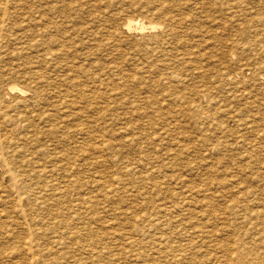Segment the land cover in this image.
<instances>
[{"label":"rangeland","instance_id":"obj_1","mask_svg":"<svg viewBox=\"0 0 264 264\" xmlns=\"http://www.w3.org/2000/svg\"><path fill=\"white\" fill-rule=\"evenodd\" d=\"M22 1H24V2H22ZM28 1H29V3H28ZM31 1H32V3H31ZM53 1L54 0H8L7 1L8 4H6L5 0H0V8L2 7L0 9V15H1V17H0V57H1L0 58V74L2 75V78H0V84L2 83V81L5 83L4 85H2L3 83L0 85V91H1V93H0L1 94L0 95V102H1L0 103L1 104L0 122L2 120V122L0 124V129H1L0 131H2V135L0 134L1 135L0 146L3 148V150H2L0 147V157L2 154L6 157V160L8 161L7 164L8 163L10 164V165L8 164V166H10V168L12 167L13 169H15L17 167L16 168L17 171L15 169V170H13V172L15 175H18V173H19V177L17 176V178L19 179V182H20L19 186L20 187H22L25 183L28 184V182L30 184L29 185L30 187H32V185H33L32 188H34L35 185H37V184H42L43 182H44L43 183L44 185L47 184V185H45L46 187L42 186L44 189H40L38 186H36V188H38V189H36V188L34 189V190H36L35 193H27V194L24 193V198H23V193H19V194L13 193V190H12L11 185H10V183H11L10 177H9V175H7L8 173L5 171L6 168L4 169V167H6V165H4V163L0 160L1 161L0 165H2V166H0V173H2L0 175L1 176L0 177V181H1L0 182V209H1L0 210V216H2V217H0V225H1L0 226V234L2 235L5 233L4 236L6 235L5 237H3V235L2 236L0 235V239H2V237H3V239L1 240L2 242L0 241V256L2 255L4 257L3 259H2V257H0V264H15V263L19 264V261H20V264L21 263L22 264H30L28 259H24V258H27V257L30 258L29 256L31 255V252L29 250H27L26 247L24 246V244L21 242L22 239H25L28 237V234H30V236H32V237L34 236V238L35 237L37 238V236H38L37 239L39 241H40V239H41V241H42V239L44 241H48L50 239L52 240L53 238H57V237L59 239H63V237H64L63 240L65 241V237L68 235L66 237V240L68 239V241H66V244L68 246L63 245V248L66 249L65 251L69 255H66V252L60 253V251L56 253L53 248L43 249V247H41V248L38 247V248H35L33 250V252H35L39 255V256H37L38 260L37 259L35 260V264H44L45 263L44 261H46V260L48 262H50V263H48L46 261V263H48V264H52V263L53 264H67V262H68V264H75V263L76 264L77 263L78 264H82V263L87 264L85 262H89L88 264H93V263H95V264H130L131 262H132V264H134V262H135V264H139V263L140 264H154V262L156 260L152 261L153 263H150V261H148V260L143 261V260H140L141 258L137 259L138 257H137V254L134 253V251H135L134 247H128L127 248L125 246V248H124L123 243L126 242V244H127V240L125 241V239H123V238H125V232L127 230H131V228H129V227H131V222H129V217H134L133 214H135L136 212L139 214L142 211H143L142 213H144V212H151V211L153 212V211L158 210V209L163 210L164 207L166 208V206H167L166 209H169V208L170 209L175 208L177 210L179 208L180 209L183 208V210L185 209L186 211L184 210L185 211L184 215L187 216V218H189L187 220L186 224L188 223L187 225L190 224V226H191V224L192 225L193 224L198 225L200 218H201V220L204 221L206 219V217L210 218V219H215V220H217V219L219 220V217H223V218H221L222 219L221 221L219 220V222L221 224L219 226H221V228H222L219 231L222 233L219 232V235H217L216 238H218L221 241V243H227V238H230V239L234 238L233 243L236 245V247H235L236 252L239 253L240 255L245 256L246 259H248V260L251 259V257L257 251L256 249H259L257 252L264 251V243H263L264 242V233H263L264 232V227H263L264 226V219H262L263 218L262 216H264V206H261V205H264V200H263L264 199V195H263L264 194V67H263L264 66V32H263L264 31V0H262V1L261 0H79L80 4H79L78 0H77L78 2L76 0H74V1L73 0H70V1L69 0H65V1L62 0V2L59 0H55V2H53ZM58 1L60 2L61 5L59 4ZM23 3H25V4H23ZM48 3H50V4H48ZM2 4H4V5H2ZM17 4H19V5H17ZM20 4H22V5H20ZM27 4H29L30 6L28 5L29 6L28 7ZM41 4H44L45 6H42ZM66 4H68V6ZM69 4L70 5L72 4V5L70 6ZM79 5L81 7H78ZM82 5H83V7H82ZM22 6L24 7V9ZM36 6H37L38 10L34 11L35 10L34 8H36ZM75 6H76V8H75ZM9 7L11 10H9ZM20 7L23 9V10L21 9L22 11L21 10L19 11ZM30 7L33 8V10H30L32 12L29 11ZM64 7H66V9L68 8L67 10H69L70 12L67 11ZM62 8H63V10H62ZM78 8H82V9L80 10ZM43 9L46 10L47 12L44 11ZM12 10H14V11H12ZM41 11L43 12L42 15H41ZM51 11L53 12V14H51L52 13ZM56 11H58L57 15H56ZM60 11L62 12V14ZM63 11L65 12V14L68 13V14H66L68 19L66 18V15L64 16ZM75 11L77 13H75ZM45 12H46V14H45ZM58 14H61V16ZM39 15H40V17H39ZM53 15H54V17H53ZM70 15L71 16L73 15V16L71 17ZM137 15H139V16H137ZM28 16H29V18H28ZM30 16H31V19H30ZM42 16H44V17H42ZM56 16H57L56 19H58V21L55 19ZM6 17H8L7 20H5ZM62 17H65V18L62 19ZM78 18H79L80 22H79ZM131 18L132 19H136V18L139 19L140 18L144 23H146L145 25L147 26V28H145L142 32L136 31L134 29H132V30L125 29L124 24L127 22V20H129ZM251 18H252V20L256 26L252 25L254 23L252 22ZM59 19H60V23H59ZM37 20H40V22ZM65 20H66V22H64ZM4 21L6 23H4ZM53 21H55V25H52ZM247 21H249V22H247ZM24 22H28V23L24 24ZM42 22H43V24H42ZM70 22L73 24L72 25L69 24ZM251 22H252V24H251ZM64 23H66V24H64ZM29 24L31 26H29ZM56 24L57 25L60 24V26L58 25V27H57ZM249 24H251L252 26ZM42 25H44V27L45 26L46 27L43 29ZM47 25H49V26H47ZM151 25H155V26L153 28H149V26H151ZM27 26H29V27H27ZM54 26H56V27L54 28ZM61 26H63L62 30H61ZM70 27L71 28L73 27V28L71 29ZM76 27L78 28L77 31H76V29H77ZM35 28L37 31L35 30ZM56 28H58V29H56ZM67 29L69 30V32ZM81 29L83 31L85 30V32L81 31ZM86 29H88V30H86ZM91 29L94 31H91ZM260 29H262V30H260ZM34 30H35V32H33ZM45 31L50 34V37H48L49 34H47V33H46L47 35L45 34ZM78 31H81L82 34H81V32H78ZM121 31L123 32V34ZM59 32H61V33H59ZM66 32H68V33H66ZM76 32L78 34H76ZM87 32L88 33L90 32V34H88ZM84 33H85L86 37H85ZM158 33H159L158 37L161 36L159 40L155 39L156 37H153L155 35H158ZM62 34L64 35V37L61 38L60 35H62ZM75 34H76V36H75ZM161 34H163V35H161ZM79 35H80V37L78 38ZM87 36H89V37H87ZM91 36L93 37V39ZM162 36H164V37H162ZM83 37H85V38H83ZM33 38L34 39L37 38V39L34 41ZM94 38H95V40H94ZM40 39H41V41H40ZM62 39H64L63 45H61V42H63ZM68 39H71V40H68ZM42 40H43V42H42ZM90 40H92V41H90ZM98 40H99V42H98ZM36 41H38L39 43ZM46 41H48V42H46ZM100 41H102V42H100ZM80 42H82L83 44H81ZM91 42H92V44H91ZM84 43L85 44L87 43V45H85ZM104 43L106 44V46L102 47V46H104ZM44 45H46V46H44ZM111 45H113V47ZM114 45H115V48H114ZM42 46H44V47H42ZM60 46H63V48ZM91 46L93 48H95L97 46L95 48L96 51H94L95 49L89 50V48H92ZM20 47L23 49H21ZM36 47H37V49H36ZM58 47H60V49ZM74 47H75V49H74ZM85 47H87L89 52L93 50V53H95V55L97 54V56H94V54L92 52H91V54H93V55H91L89 52H85L86 51ZM45 48L47 49L46 52H44L45 50H43ZM56 48H58V49H56ZM79 48H80V50H79ZM106 48L107 49L109 48V49L107 50ZM49 49H52V50L49 52ZM53 49L56 50L55 54H53L54 53ZM72 49H74V51ZM75 50L77 52L79 51L81 54L79 52L77 53ZM58 51H60L61 53ZM66 52H67V56H64V55H66ZM39 53H42V55L44 54V56L46 58L44 56L40 55ZM47 53L50 54V56L47 55ZM82 54H83V56H81ZM61 55H62V57H61ZM85 55L87 58L85 57ZM41 56L44 57L43 59L45 61L42 60ZM71 56L72 57L75 56L77 59L76 58L74 59ZM51 57H53V59H51ZM58 57H59V59H58ZM66 57H68V58H66ZM35 59H36V61H35ZM65 59H67V60H65ZM81 60H82V62L83 61L84 62L82 63ZM62 61L64 62V64L62 63ZM65 61H66V63H65ZM69 61H71V62H69ZM72 61L75 63H73ZM101 61H102V63H101ZM38 62H39V64L37 65ZM40 62H43V63L41 64ZM95 62H96V64H95ZM57 63H59L60 65ZM78 63H80V64L78 65ZM133 63H135V64L133 65ZM81 64H82V67H81ZM40 65H41V67H39ZM52 65H54V66H52ZM75 65H78L77 66L78 68ZM105 66H107V67H105ZM51 67H52V69H51ZM61 67L64 69H62ZM74 67H75V70H74ZM86 67H88L89 69H87ZM98 67L102 68V70L99 69ZM131 67H133V68H131ZM39 68H41L40 70L42 71V74H41V71L39 73ZM58 68L61 69L62 71L58 70ZM109 68H111L112 70L111 69L109 70ZM34 69H38V70L35 71ZM66 70H67V72H66ZM82 70H85V71L83 72ZM91 70H93V71H91ZM100 70L103 72H101ZM105 70H107V72ZM5 71L9 72V73H6ZM46 71H48V72H46ZM69 71H70V73H69ZM87 71L89 73H87ZM96 71H98L97 75H94L95 77L92 76L93 73ZM20 72H22V73H20ZM23 72H24V74H23ZM26 72L30 73L29 74L30 76L28 74L26 75ZM31 72L32 73L34 72V74L37 77L34 74H32ZM54 72H56L57 74L55 75ZM64 72H65V74H64ZM108 72H109V74H108ZM13 73L15 74V76H12ZM43 73H44V75H43ZM59 73H63V74H59ZM119 73H120V75H119ZM20 74H21V77H20ZM76 74H77V76H78V74H80V75L77 77ZM114 74L116 76H114ZM123 74H125V75L123 76ZM8 75H10L9 77H11V76L12 77L7 78L6 76H8ZM22 75H25V76H22ZM62 75H64L65 77H63ZM111 75H113L112 78H111ZM117 75H119L120 77ZM127 75H128V77H127ZM32 76L35 78H32ZM57 76L58 77L62 76V77L58 78ZM87 76L88 77L92 76V78H88ZM30 77L32 78L31 81L29 80V79H31ZM55 77H57V78H55ZM37 78H38V80H37ZM40 78H41V80H40ZM42 78L44 80H42ZM70 78L71 79L73 78L74 81L71 80ZM98 78H101V80ZM108 78H110V79H108ZM88 79H90V80H88ZM58 80H59V83H58ZM106 80H107V82H106ZM35 81H36V83H35ZM39 81H41V82H39ZM61 81H62V83H61ZM84 81H86V82H84ZM10 82L12 84H10ZM45 82H47V83H45ZM69 82H71V83L69 84ZM41 83H43V85ZM8 84H10V85H17L18 84L21 88H23V86L24 87L28 86V87H26L25 89L23 88L25 90L23 93H18L16 91H14V92L9 93L10 95L7 96V94L5 93V90L3 91V89H7L10 86ZM44 84H46V85H44ZM82 84H84V87ZM105 85L106 86L108 85V88ZM63 86H65V87H63ZM39 87H41V88L39 89ZM75 87H78V88L75 89ZM65 88H69L70 90L67 89L68 90V92H67V90ZM37 89L39 90V92ZM50 90H52V92ZM100 90H101V93H99ZM108 90H109V92H108ZM31 91H33V92H31ZM48 91H50V92H48ZM63 91H64V95L62 94ZM70 91H71V93H70ZM72 91H74V93ZM94 91H96V92L93 95ZM34 92L36 93V95L34 94ZM58 93H61L62 95L59 94L60 95L59 96V95H57ZM76 93H80V94H76ZM81 93H83V94H81ZM91 93H92V95H91ZM18 94L21 96V98ZM97 94H98V96H97ZM104 94L106 96H104ZM2 95H3V99H1ZM31 95H33V96H31ZM77 95L79 97L81 95L82 96L79 99H77L78 98ZM87 95H88V97H86ZM14 96H15V98H14ZM63 96L65 98H62ZM71 96H73V97H71ZM75 96H77V97H75ZM16 97H18V98H16ZM44 97H45V99H44ZM70 97L73 100H71ZM91 97H92V99H91ZM97 97H98V99H96ZM122 97H123V100H122ZM25 98H28L30 100L33 99V100L30 101V100L25 99ZM34 98H35V100H34ZM53 98H55V99H53ZM112 98L113 99L115 98L114 100L116 102ZM117 98L121 103L122 102L124 103L123 104L124 106L122 108H120V107L115 108L113 106V105L118 106L117 103H120L117 100ZM20 99H22V100H20ZM69 99H70V101H69ZM105 99H106V103L104 101ZM17 100L21 101V102H18ZM45 100H48L50 103L48 101L45 102ZM59 100H61V101H59ZM97 100H99L100 102H98ZM10 101H12V102H10ZM27 101H28V103H27ZM29 101H30V103H29ZM36 101H38V104ZM68 101L70 104L68 103ZM3 102H5V103H3ZM41 102H43V103H41ZM65 102H67V103H65ZM88 102L90 105L88 104ZM8 103H10V104H8ZM47 103H49V104H47ZM57 103H59V104H57ZM76 103H78L79 105H83L84 107L79 106ZM85 103H87L88 105H86ZM91 103H93V104H91ZM6 104H8V105H6ZM54 104H56V105H54ZM66 104L68 106H70L69 107L70 109L66 106ZM75 104H76V106H74ZM95 104H97V105L99 104V105L97 107H94ZM105 104H107V105H105ZM2 105H4V106H2ZM28 105H30V106H28ZM45 105L47 108L45 107ZM100 105H102V106H100ZM130 105H132V106H130ZM8 106H9L10 110L9 109L5 110V108H8ZM41 106L44 108H42ZM55 106H59V107H56V109H54L53 107H55ZM133 106L134 107L136 106V108L134 109ZM85 107H87L88 109L87 108L85 109ZM111 107L113 110L111 109ZM130 107H133V111H132V108H130ZM28 108H32V109L30 110ZM45 108H46V110H45ZM65 108H67V109L65 110ZM103 108H104V110H103ZM108 108H110V109L108 110ZM17 109L19 111H15ZM42 109H44V110H42ZM58 109L60 110V112L62 109H64V110H62L63 114H61L58 111ZM74 109L75 110L81 109V111L79 113H77V111L75 112ZM197 109H199V110H197ZM29 110L31 113H29ZM95 110H97L98 112ZM114 110H116V111H114ZM32 111H35L34 112L35 114ZM51 111L55 112V114L52 113ZM106 111H108L107 114H106ZM111 111H113V112H111ZM3 112H5V113L2 114ZM22 112H24V113L22 114ZM37 112H38V114H37V116H35ZM43 112H45V113H43ZM95 112H97L98 115ZM102 112H103V115H102ZM6 113L8 114V116ZM9 113L11 114V117H10ZM18 113H20V117H19ZM40 113H41V116H40ZM76 113H77V115H75ZM86 113L88 114V116L86 115ZM99 113H100V115H99ZM25 114L28 118L25 116ZM30 114H31V116H30ZM51 114H52V116H51ZM57 114L61 115L60 119H59V116ZM90 114L92 115V117H90L91 116ZM113 114H115L116 117ZM12 115H14V116H12ZM54 115H55V117L58 116V118L57 117L52 118V117H54ZM64 115L69 116V117H67L68 119L66 117H64ZM2 116H3V118H2ZM15 116H16V118H14ZM24 116H25V118H24ZM107 116H108V118H106ZM47 117H48V119H47ZM86 117H89V119L91 118V120H92L93 126H91L90 130H93V132L92 131L91 132L90 131L89 132H82L80 134L74 133L75 135H72V132L70 130L75 126L74 122H77L78 119L80 120L81 118L86 119ZM93 117H94V121H93ZM8 118H10V119H8ZM29 118H31L30 119L31 121L28 120ZM239 118L241 121L239 120ZM4 119H5V121H4ZM15 119L17 121V124H19V125L16 124ZM55 119L57 120V122ZM109 119L112 123H109L107 126ZM8 120H9V122H8ZM25 120H28L27 121L28 123ZM75 120H77V121H75ZM6 121H7V123H6ZM71 121H73V122H71ZM103 121H105V122H103ZM135 122H136V124H135ZM25 123H27V124H25ZM73 123H74V126H73ZM131 123L133 124L134 127L132 126ZM57 124H60V125L58 126ZM1 125H3V126H1ZM26 125H27V127H26ZM66 125H67V129L70 127L68 130H66V128H64V126H66ZM98 125L101 126L102 128L100 127L101 128L100 129ZM121 125H122V127H119ZM124 125H125V128L123 127ZM34 126H35V128H34ZM47 126H48V128H47ZM30 127H33V128H30ZM96 127H98V128H96ZM6 128L8 130H6ZM105 128H107V129H105ZM130 128H132V129H130ZM34 129H35V131H34ZM96 129L98 132L95 131ZM51 130H53V131H51ZM56 130L58 133L56 132ZM33 131H34V133H33ZM54 131H55V133H52ZM27 132L30 134L29 136H28ZM59 132H60V134H59ZM62 132H64V134ZM94 132H96L97 134ZM10 133H14V134H10ZM20 133H24V134H20ZM91 133H92V135H91ZM106 133L107 134L109 133V134L106 135ZM26 134H27V136H26ZM35 134H36V136H35ZM61 134L67 136V138L65 136H61ZM45 135H46V137H45ZM48 135H49V137H48ZM8 136H10V137H8ZM73 136L76 138H74ZM81 136H83V137H81ZM93 136L96 137L95 138L96 141L93 139L94 138ZM101 136L103 137V139H101L102 138ZM128 136H131V138ZM30 137H33V140H31L32 138H30ZM36 137H37V139H36ZM120 137L121 138L123 137V138L121 139ZM16 138H18V139H16ZM26 138H30V140L26 139ZM79 138H81V139H79ZM98 138H100V139L98 140ZM127 138L133 139L132 140L133 142L130 140H127ZM58 139H59V141H58ZM67 139H68V141H67ZM117 139L118 140L121 139V141H118ZM123 139H125V140H123ZM27 140H29L30 142ZM35 140L36 141L39 140V141L36 143ZM42 140H44V141H42ZM48 140H50L51 142ZM72 140H73V142H72ZM76 140H78L79 142L78 141L76 142ZM82 140L84 141V144H83ZM104 140L110 141V143H111L110 147L103 145V146L97 147L98 149L97 148L95 149L94 145H97V146L101 145V142ZM66 141L68 143H66ZM122 141L125 145L123 143H121ZM137 141H139V142H137ZM32 142H33V144H32ZM47 142H50V143H47ZM61 142L63 144H61ZM91 142H93V143H91ZM99 142H100V144H98ZM3 143H4V145H3ZM5 144L7 146L6 148L4 147ZM18 144H20V145H18ZM115 144L116 145L118 144V145L115 146ZM31 145H33V146H31ZM39 145L41 148L38 147ZM52 145L55 146L52 149L54 150V153H57V154L53 153V150L51 149V147H53ZM64 145H66V147ZM126 145H128V146H126ZM227 145L228 146L232 145L233 148L229 146V149H228ZM23 146L24 147L27 146V147L24 148ZM42 146H44V147H42ZM78 146H80L81 148ZM130 146H131V148H130ZM10 147H11V150H10ZM63 147H65V148H63ZM75 147H76V149H73ZM102 147H103V149H102ZM134 147H135V149H134ZM4 148H5V150H4ZM20 148L22 149V151ZM46 148H47V150H44ZM56 148L60 152L62 150V153L58 152ZM23 149H24V151H23ZM33 149H34V151H33ZM35 149H36V151H35ZM64 149H66V150L68 149L67 152H65L66 150H64ZM96 150H98V151H96ZM48 151H50V153ZM4 152H6V153L4 154ZM76 152H78V153H76ZM104 152H106L105 153L106 157L104 155ZM118 152H119V154H118ZM17 153H18V155H17ZM26 153H28L29 155H26ZM20 154H22L26 157L24 158V156H21ZM34 154H36V155H34ZM45 154H51V155L53 154V155H52V157H51V155H49L48 158H46L47 156ZM60 154L61 155L63 154L62 158H61ZM123 154L124 155L127 154V155H125L124 157L120 156ZM136 154H138V155H136ZM43 155H45V156H43ZM54 155H55V157H54ZM70 155H71V157H70L71 159L73 157L72 160L68 159V157ZM90 156H92V158ZM118 156H119V158H117ZM8 157H10V159ZM14 157H15V159H14ZM97 157H99V158H97ZM120 157H121L122 161L120 160ZM23 158L26 159V161ZM102 158H103V160H102ZM130 158H132V159H130ZM147 158H149V159H147ZM16 159L18 161H16ZM21 159L24 161L22 162ZM36 159H38V160H36ZM19 160L21 162H19ZM62 160H65V161H62ZM84 160H86V161L88 160L90 162L89 163H88V161L84 162ZM117 160H118V163H117ZM123 160H124V162H123ZM145 160H147V161H145ZM36 161H38V162H36ZM40 161H42L43 165L40 163ZM119 161H121L123 163H121ZM25 162L26 163L28 162V163L26 164ZM57 162H58V164H57ZM76 162H78V163L82 162V164L81 163H80L81 165L76 164ZM96 162H99V164L98 163L96 164ZM17 163H18V165H17ZM48 163H49V165H47ZM68 163L71 165H69ZM124 163L126 165H124ZM143 163H144V165H143ZM51 164L55 165L57 167L53 166L52 171H50V169H49L48 171L50 174L47 171V173H44L41 175V174H38L36 172L37 171L36 169H33L34 165H35L34 168H38V167L40 168L41 166H43V167H46L48 169V167L49 168L51 167ZM130 164L132 167L130 166ZM145 164H147V165H145ZM13 165H15V167ZM30 165H31V167H30ZM64 165H67V166H64ZM100 165H102V166H100ZM122 165H124L125 167L129 166L130 168L128 167L126 170V169H124L125 167ZM145 166L147 167V169ZM26 167L27 168L30 167L29 169H31V170L29 171V169H27ZM59 167H60V169H59ZM61 167H62V169H61ZM64 167L65 168L68 167V168L65 169ZM85 167H87L88 169ZM149 167H150V169H149ZM82 168H84L85 170H83ZM91 168H93V169H91ZM118 168L119 169L123 168V169L121 171L119 170V173H118V172H116L118 170ZM131 168L134 170H131ZM32 169L34 171H32ZM2 170L7 174L3 173ZM94 170L97 173L96 172L93 173ZM98 170H100V172ZM109 170H112V171H109ZM54 171L57 173H55ZM75 171H77V172L75 173ZM127 171L129 173H126ZM131 171H133V173ZM58 172H59V174H58ZM77 173H79V175ZM143 173H144V175H143ZM260 173H262L263 175H261ZM27 174H28V176H27ZM73 174H75L76 176ZM97 174H99V176ZM111 174L113 175L114 178L111 177L112 176ZM145 174H147V175L145 176ZM148 174H149V176H148ZM21 175L24 176V181H25L26 177L30 176V180H32L33 182L35 181V182L34 183L32 181L30 182L29 178H26L27 182L26 181L24 182L23 178H22L23 176H21ZM60 175L63 176L64 178L60 177ZM83 175H84V177H83ZM88 175L89 176L92 175V176L89 177ZM107 175H108V177H107ZM38 176L40 179L37 178ZM123 176H125L126 179H125V177L123 179L122 178ZM46 177H48V178H46ZM94 177L100 183L98 181H96V183H94L96 180ZM131 177H133V179ZM55 178L58 180V183H57V180ZM93 178H94V180H93ZM138 178H140V179L138 180ZM142 178L144 180H146V181H144L145 184L140 181V180L143 181ZM43 179L44 180L46 179V180L44 181ZM49 179L53 180V181H51L52 185L50 184ZM100 179H101V181H100ZM127 179L130 180V182H128ZM164 179H165V181H164ZM54 180H55V182H54ZM80 180H81V182H80ZM150 180H152V182ZM6 181H9V183H7ZM78 181H79V183H78ZM153 181H155V182H153ZM157 181H158V183L160 182L159 185H158ZM37 182H39V183H37ZM70 182H71V184H69ZM76 182H77V184H76ZM88 182H90V183H88ZM101 182H103V183H101ZM140 182L144 185L142 186V184H139ZM107 183H108V185H107ZM149 183H152V184H149ZM3 184L5 186H3ZM26 184L24 185L25 187H27ZM82 184H84V185H82ZM129 184L131 185L129 187H131L132 189L129 187H124V185L128 186ZM160 184L164 188L162 186H160ZM81 185H82V187H84L83 188L84 191H82L83 189H81L82 188ZM97 185H98V187H97ZM111 185L113 186L112 188L110 187ZM90 186L92 187V189ZM141 186H142V188H141ZM30 187H28L29 190L32 189ZM47 187H50L51 189L47 188ZM55 187H57V189ZM77 187H78V189H77ZM106 187H107V189H106ZM120 187H121V189H120ZM133 187H134V189H133ZM150 187H152V188L150 189ZM3 188L5 190L8 188L7 189L8 191L10 189V191H9L10 195H9L7 190H6V192H5V190L2 191ZM95 188H97L98 190ZM99 188H101V190H100L101 193L99 192ZM113 188H114V191L115 190H117V191L113 192ZM140 188H141V190H140ZM145 188H146V190H145ZM49 189L51 191H54L55 189L57 190V191L55 190L53 192L54 196L50 195L51 191ZM108 189H109V191H108ZM118 189L120 191H118ZM148 189H150V191ZM194 189H196V190H194ZM62 190H64V192ZM66 190H68V191H66ZM91 190H92V193L94 192L95 194L90 193ZM132 190H135V191H132ZM164 190H165V192H164ZM47 191H49V192H47ZM80 191H82V192H80ZM104 191L107 193V195ZM196 191H198V192H196ZM1 192H3V193H1ZM89 193H90V195H89ZM110 193H112V194H110ZM127 193H128V195H127ZM161 193H163L164 195ZM168 193H170V194H168ZM199 193L200 194L202 193L201 196ZM245 193H247V194H245ZM250 193H254V194L253 195L251 194V196H250ZM15 194H17V195H15ZM20 194H22V195H20ZM46 194H49V195L46 196ZM99 194H101V195H99ZM133 194L135 195V197H137V195H138L137 199L134 197ZM260 194H261V196H260ZM26 195H28L29 197H32V198H28V196L25 197ZM33 195H34V197H33ZM57 195H58V197H57ZM63 195H64V197H63ZM79 195L80 196L83 195V199ZM93 195H95V196H93ZM151 195L152 196L155 195V197L151 198ZM168 195H169V197H168ZM254 195H256V196H254ZM17 196H18V198H17ZM50 196L54 197V198L52 197V201H51ZM148 196H149V198H148ZM179 196H180V198H178ZM259 196H260V198H259ZM40 197L42 199H44V201L41 200ZM44 197L46 198V201H45ZM188 197H190V199ZM242 197H244V198H242ZM4 198H5V200H4ZM9 198H10V200H9ZM36 198H37L38 202L36 201L34 203L33 201H35ZM38 198H40V199H38ZM61 198H63V199H61ZM76 198H78L79 200ZM84 198L87 200V202ZM89 198H90V202H89ZM96 198L97 199L99 198V199L97 200ZM169 198H171V199L169 200ZM204 198H205V200H204ZM206 198H208V199H206ZM237 198H238V200H237ZM241 198L243 199V201ZM250 198H252V199H250ZM258 198L260 199V202H259ZM14 199H15V201H13ZM16 199H18V200H16ZM30 199L31 200L33 199V201H31ZM58 199H60V200L58 201ZM92 199H94V200H92ZM151 199H153V200H151ZM233 199H235V200H233ZM39 200L42 202H40ZM100 200H103V202L101 203ZM124 200L126 202H123ZM131 200H132V202H131ZM141 200L144 202L142 203ZM159 200H160V203H159ZM184 200H186V201H184ZM187 200H189V201H187ZM230 200H232V202ZM253 200H254V202H252ZM2 201H4V202H2ZM30 201L33 203H31ZM78 201L80 204L77 203ZM128 201H129V203H128ZM152 201H154V203ZM181 201L182 202L184 201L185 203L181 204ZM207 201H209L208 204H207ZM240 201L244 202L246 205L244 203H241ZM248 201H249V204H247ZM255 201H257L258 203H261V202H263V203L258 205V203ZM45 202L48 203L49 209H46L47 204L45 205L44 204ZM165 202H166V204H169V206L166 204H164L166 206H163V205L161 206V204H163ZM38 203H40V204H38ZM65 203H66V206H65ZM71 203H72V205H71ZM92 203H94V204H92ZM130 203H131V205H130ZM15 204H18V205H15ZM32 204H34L35 206L33 207ZM61 204H62V206H61ZM96 204L97 205L99 204L100 206L99 205L97 206ZM145 204H147V205H145ZM151 204H152V206H151ZM153 204H154V207H153ZM193 204H194V206H193ZM206 204H207V206H206ZM67 205L69 207L68 208L69 210L67 209ZM83 205H84V208H83ZM247 205H248V207H247ZM36 206H38V207H36ZM41 206H43V207H41ZM171 206L173 208H171ZM186 206L188 208H186ZM236 206H238V207H236ZM130 207H132V208H130ZM146 207L147 208L149 207V208L147 209ZM159 207H161V209ZM190 207H191V211H190ZM200 207H201V209H200ZM250 207H253L254 209L259 208L258 211H259L260 215L256 214L258 212V211L256 212L257 209H255V211H254V209L250 208ZM19 208H21L22 210L20 209V211H19L18 210ZM62 208H63V210H62ZM119 208L121 211L118 210ZM123 208L127 209L126 210L127 212L123 211V210H125ZM205 208L207 209V211ZM237 208H240V209H237ZM2 209H5V211L6 210L7 211L5 212ZM141 209H143V210H141ZM224 209H225V211H223ZM232 209H234L235 211L233 210V212H232ZM24 210H25V212H24ZM199 210H200V213H199ZM220 210H221V213H220ZM22 211H23V213H22ZM138 211H140V212H138ZM192 211L196 212V214L194 213V215H193ZM213 211H217V212L213 213ZM242 211H244L243 215H242ZM249 211H251V213H249ZM13 212H14L15 216H14ZM19 212H21V214H24V216L20 215ZM26 212H27V214H26ZM94 212H96L98 215H95L96 213H94ZM117 212H119L120 214ZM123 212H125V213H123ZM207 212H209L210 214ZM16 213L18 215H16ZM216 213H218V214H216ZM11 214H13V216ZM50 214H52L53 216H54V214L55 215L57 214V217L54 216V219L52 220L53 216ZM83 214L87 215V218ZM91 214H93V215H91ZM128 214H130L131 216ZM188 214H190V215H188ZM198 214L199 215L201 214L199 216V219H198ZM232 214H235V215H232ZM236 214H240V215H236ZM249 214H251V215H249ZM191 215H193L194 217L193 216L191 217ZM256 215L259 217V219L256 217ZM3 216H5V217H3ZM8 216H9V218H7ZM90 216H91V218H93V216H94L93 221L90 218ZM96 216H98V218ZM185 216H183V217H185ZM210 216H212V217H210ZM231 216H233V217H231ZM237 216H239V217H237ZM241 216H243V217H241ZM251 216H253V217H251ZM57 218L58 219L60 218V219L58 220ZM83 218H84V220H83ZM190 218H193V220H195L196 223ZM195 218H197V219H195ZM254 218L256 221L254 220ZM79 219H82V221H80ZM86 219H88L89 221ZM99 219H101V221ZM123 219H124V221H123ZM261 219L263 220L262 221L263 223L259 224ZM6 220H7V223H6ZM18 220H20V221H18ZM21 220H25V223L23 221L22 225H21V223H22ZM62 220H64L63 221L64 224L62 223ZM98 220H99V222H97ZM126 220H128L127 221L128 223L125 222ZM197 220H199V221H197ZM258 220H260V221H258ZM26 221H28L27 224H26ZM48 221H50V222H48ZM52 221H53V223H52ZM130 221H131V219H130ZM192 221H193V223H192ZM228 221H229V223H228ZM233 221L235 223H233ZM223 222H224V224L222 225ZM50 223H52L53 225ZM88 223L95 230L92 227L90 228V225ZM226 223H228V224H226ZM236 223L241 230L238 228L237 225H235ZM247 223L248 224L252 223L254 226L252 224L248 225ZM231 224H234L237 227H235L234 225H231ZM4 225H5V227H4ZM42 225H44V226L42 227ZM49 225H51V226H49ZM56 225H57V227H56ZM94 225H95V227H94ZM139 225H142V224H139ZM199 225H200V223H199ZM242 225L243 226L246 225L247 227L246 226L243 227ZM258 225H260V228ZM9 226H10V228H9ZM11 226H13L14 229H13V227L11 228ZM22 226H23V229H21ZM96 226H98V227H96ZM45 227H47V229L48 228L49 229L47 230ZM64 227H65V229H64ZM127 227H128V229H127ZM225 227H227V228H225ZM229 227L231 228L230 231L228 230ZM254 227H255V229H253ZM4 228H6V229H4ZM34 228H36V229H34ZM198 228L202 229V226L201 227L199 226ZM247 228L248 229L250 228V229L247 230ZM31 229H33V230H31ZM38 229H40V230H38ZM55 229H57V230L55 231ZM58 229H59V231H58ZM62 229H64V230H62ZM122 229L123 230L126 229V230L123 231ZM204 229H207V227H205ZM42 230H44V233ZM233 230H235V231H233ZM251 230H253V231H251ZM14 231H15V233H14ZM26 231H27V233H26ZM30 231H31V233H30ZM83 231H85V233ZM97 231H98V233H97ZM231 231H233V232H231ZM248 231L249 232L251 231V234ZM254 231H256L257 233H255ZM260 231H262V232L259 233ZM32 232H34V233H32ZM35 232H36V236H35ZM40 232L43 233V235H41ZM87 232H89V233H87ZM236 232L238 234H236ZM253 232H254V234H253ZM6 233H8V234H6ZM82 233H84L85 235L82 236L83 235ZM258 233H259V236H258ZM32 234H34V235H32ZM78 234L80 237L78 236ZM220 234H222L223 236ZM230 234H234V235H232L233 237ZM249 234L251 236H248ZM45 235H46V237H45ZM47 235H49V236H47ZM96 235H97V237H96ZM242 235H245V236H242ZM74 236H76V237H74ZM17 237H18V239H17ZM244 237H245V240H244ZM73 238H76V239L73 240ZM99 238H101L100 240H102V241H100ZM220 238H223V239H220ZM11 239H13V240H11ZM14 239H16V240H14ZM71 239H72V241H76L77 243L81 242L84 247L81 246L82 244L81 245L78 244V245L81 246V249H84V248L85 249L84 250H78V251L72 250L71 251V253L73 252L72 254L68 253V252H70L72 247H74V245L69 242V241H71ZM252 239H254V242ZM120 241L121 242L123 241V243H121ZM257 241L259 243H257ZM68 242L71 245H69ZM115 242H118V243H115ZM13 243H15V244H13ZM255 243H257V244H255ZM11 244H13L15 247L12 246ZM88 244H89V246H88ZM93 244H95V245H93ZM120 244H122L123 248L120 246ZM237 244L238 245L242 244L240 247L241 251H239L240 248L237 246ZM259 244H261V245L259 246ZM117 245L119 246V248H117ZM252 245H253V247H255L254 249H253ZM255 245H257L258 248H256L257 246H255ZM16 246H18L19 248ZM66 246L68 247V250H67ZM75 247H77V246H75ZM97 247H98V249H97ZM69 248H71V249H69ZM106 248H108V249L106 250ZM213 248H214L213 246L212 247L210 246V250L212 251V253L215 256L217 255L218 257L221 258L220 259V258L216 257V261L222 260V259L225 260V256L224 255L221 256V254H219L221 252V250H219V249L216 250L214 248V252H213ZM12 249H14V250H12ZM88 249L90 252L88 251ZM96 249L97 250L103 249V251L100 250L101 257H100V255L97 256V258L100 261L96 257L93 258L91 261L90 256H88V255H90L91 253L96 254L97 253ZM129 249H130V251H127ZM244 249H245V252H244ZM15 250H16V252L14 253L13 251H15ZM38 250L43 251L45 255L40 256V254L38 253ZM47 250H49V252ZM122 250H123V252H122ZM108 251H109V253H111L110 256L108 255L109 254ZM132 251H133V253H132ZM2 252H6V254L2 253ZM19 252H21V253H19ZM25 252L26 253L28 252L27 253L28 256L26 255ZM45 252H47V253H45ZM79 252H80L81 256L78 255ZM144 252H146V251H143L142 255L146 254ZM129 253H131V254L129 255ZM248 253H249V255H248ZM10 254L12 255V257ZM18 254H19V256H18ZM21 254H22V256H20ZM48 255L49 256L52 255V256L49 257ZM54 255L57 257H55ZM60 255H62L61 256L62 258L60 257ZM124 255H125V257H123ZM250 255H251V257H249ZM7 256H8V258H7ZM66 256H68V257L71 256L70 257L71 260H70V258L68 260V257H66ZM84 256L86 259L88 257L89 260L87 259L85 261ZM104 256H105V258H103ZM185 256L187 257V254ZM17 257L20 259H18ZM52 257L54 259H52ZM13 258H14V260H13ZM47 258L50 259V261ZM77 258H79L80 260L82 258H84V259H82V261H80ZM100 258H102V259H100ZM114 258H116V259H114ZM40 259L43 260V262ZM56 259H57V262H56ZM94 259L95 260L97 259L98 262H100V263H98L97 260L95 261ZM10 260L17 261V262L14 263ZM23 260H25V261H23ZM162 260L158 259L157 263L163 264L162 262H164V260L163 261ZM214 260H215V258L212 259V261H214ZM251 260H249L250 262L248 261V264H252V263L254 264L253 259H251ZM53 261H55V263ZM62 261H63V263H60ZM72 261H74V262H72ZM126 261H127V263H126ZM129 261H130V263H129ZM141 261L143 263H141ZM225 261H228V259H226ZM169 263L172 264L173 262H169ZM212 263H215V261ZM181 264H190V263H189V261H186V262H183ZM235 264H237V263H235Z\"/></svg>","mask_w":264,"mask_h":264},{"label":"bare ground","instance_id":"obj_2","mask_svg":"<svg viewBox=\"0 0 264 264\" xmlns=\"http://www.w3.org/2000/svg\"><path fill=\"white\" fill-rule=\"evenodd\" d=\"M6 2V4H8L7 3V1L8 0H5ZM59 1H61L62 2V0H59ZM58 1V2H59ZM65 1V0H64ZM63 1V2H64ZM70 1V0H69ZM74 1V0H73ZM77 1V0H76ZM75 1V2H76ZM79 1V0H78ZM77 1V2H78ZM262 1V0H261ZM22 2H24V1H22ZM53 2H55V0L53 1ZM237 2V1H236ZM253 2V1H252ZM26 3V2H25ZM25 3H23V4H25ZM28 3H29V1H28ZM31 3H32V1H31ZM66 3V2H65ZM72 3V2H71ZM74 3V2H73ZM45 4V3H44ZM44 4H41L42 6H45ZM48 4H50V3H48ZM57 4V3H56ZM59 4H60V2H59ZM79 4H80V1H79ZM2 5H4V4H2ZM17 5H19V4H17ZM20 5H22V4H20ZM29 4H27V6H28ZM33 5V4H32ZM37 5V4H36ZM39 5V4H38ZM52 5V4H51ZM61 5V4H60ZM67 6H68V4H66ZM70 5V4H69ZM72 5V4H71ZM70 5V6H71ZM26 6V7H27ZM30 6V5H29ZM28 6V7H29ZM77 6V5H76ZM76 6H75V8H76ZM19 7V6H18ZM17 7V8H18ZM23 7V6H22ZM49 7V6H48ZM78 7H81L80 5L78 6ZM82 7H83V5H82ZM2 8V7H1ZM0 8V9H1ZM12 8V7H11ZM32 7H30L29 8V11L30 10H33V8L31 9ZM44 8V7H43ZM52 8V7H51ZM65 9H66V7H64ZM74 8V9H75ZM13 9V8H12ZM22 8L20 7L19 8V11L21 10ZM23 9H24V7H23ZM22 9V10H23ZM35 10L34 11H36V10H38V8H37V6H36V8H34ZM42 9V8H41ZM49 9V8H48ZM68 9V8H67ZM66 9V10H67ZM78 9H82V8H78ZM77 9V10H78ZM3 10V9H2ZM9 10H11L10 9V7H9ZM21 10V11H22ZM27 10V9H26ZM44 10V9H43ZM58 10V9H57ZM61 10V9H60ZM62 10H63V8H62ZM73 10V9H72ZM76 10V11H77ZM79 10V11H80ZM12 11H14V10H12ZM44 11H46V10H44ZM55 11V10H54ZM59 11V10H58ZM58 11H56V15H57V12ZM67 11H69V10H67ZM66 11V12H67ZM75 11V13H77ZM3 12V11H2ZM10 12V11H9ZM30 12H32V11H30ZM47 12V11H46ZM46 12H45V14H46ZM52 12V11H51ZM61 12V11H60ZM64 12V11H63ZM70 12V11H69ZM23 13V12H22ZM28 13V12H27ZM36 13V12H35ZM42 11H41V15H42ZM79 13V12H78ZM6 14V13H5ZM33 14V13H32ZM51 14H53V12L51 13ZM61 14H62V12H61ZM61 14H58V15H60L61 16ZM66 14H68V13H66ZM65 14V12H64V16L66 15ZM4 15V14H3ZM8 15V14H7ZM19 15V14H18ZM44 15V14H43ZM79 15V14H78ZM38 16V15H37ZM46 16V15H45ZM71 16V15H70ZM73 16V15H72ZM71 16V17H72ZM80 16V15H79ZM78 16V17H79ZM137 16H139V15H137ZM0 17H1V15H0ZM21 17V16H20ZM39 17H40V15H39ZM42 17H44V16H42ZM49 17V16H48ZM53 17H54V15H53ZM136 17V16H135ZM28 18H29V16H28ZM33 18V17H32ZM57 18V16L55 17V19ZM63 18H65V17H62V19ZM66 18H67V15H66ZM74 18V17H73ZM80 18V17H79ZM79 18H78V20H79ZM2 19V18H1ZM5 19V18H4ZM8 19V17H6V19L5 20H7ZM25 19V18H24ZM30 19H31V16H30ZM36 19V18H35ZM39 19V18H38ZM44 19V18H43ZM68 19V18H67ZM66 19V20H67ZM57 21H58V19H56ZM55 20V21H56ZM66 20L64 21V22H66ZM77 20V21H78ZM250 20V19H249ZM251 20H252V18H251ZM37 21H39L40 22V20H37ZM42 21V20H41ZM49 21V20H48ZM55 21H53V23H52V25H55ZM2 22V21H1ZM44 22V21H43ZM43 22H42V24H43ZM69 22V21H68ZM79 22H80V20H79ZM247 22H249V21H247ZM252 22H253V20H252ZM252 22H251V24H252ZM3 23V22H2ZM4 23H6L5 21H4ZM25 23H28V22H24V24ZM36 23V22H35ZM50 23V22H49ZM58 23V22H57ZM59 23H60V19H59ZM86 23V22H85ZM88 23V22H87ZM125 23V22H124ZM254 23V22H253ZM23 24V23H22ZM39 24V23H38ZM64 24H66V23H64ZM69 24H73V23H69ZM78 24V23H77ZM146 23H144L140 18L139 19H129V20H127V22L124 24L125 26H124V28L125 29H127V30H132V29H134V30H136V31H139V32H142L145 28H147V26L145 25ZM251 24H249V25H251ZM28 25V24H27ZM40 25V24H39ZM45 25V24H44ZM44 25H42L43 26V29L46 27H44ZM59 26H60V24H58ZM58 25L56 24V26L58 27ZM81 25V24H80ZM123 25V24H122ZM252 25H255V23L254 24H252ZM251 25V26H252ZM3 26V25H2ZM1 26V27H2ZM24 26V25H23ZM29 26H31L30 24H29ZM29 26H27V27H29ZM47 26H49V25H47ZM56 26H54V28L56 27ZM70 26V25H69ZM75 26V25H74ZM83 26V25H82ZM155 25H151V26H149V28H153ZM256 26V25H255ZM4 27V26H3ZM6 27V26H5ZM40 27V26H39ZM52 27V26H51ZM63 26H61V30L63 29L62 28ZM78 27V26H77ZM76 27V28H77ZM33 28V27H32ZM38 28V27H37ZM53 28V29H54ZM71 28V27H70ZM73 28V27H72ZM71 28V29H72ZM81 28V27H80ZM86 28V27H85ZM91 28V27H90ZM3 29V28H2ZM30 29V28H29ZM34 29V28H33ZM41 29V28H40ZM49 29V28H48ZM51 29V28H50ZM56 29H58V28H56ZM65 29V28H64ZM124 29V30H125ZM32 30V29H31ZM35 30H36V28H35ZM35 30L33 31V32H35ZM68 30V29H67ZM78 30V28L76 29V31ZM86 30H88V29H86ZM260 30H262V29H260ZM37 31V30H36ZM41 31V30H40ZM47 31V30H46ZM45 31V34L47 33ZM81 31H83L82 29H81ZM81 31H78V32H81ZM91 31H94V30H92L91 29ZM256 31V30H255ZM4 32V31H3ZM62 32V31H61ZM61 32H59V33H61ZM68 32H69V30H68ZM68 32H66V33H68ZM83 32H85V30L83 31ZM122 32V31H121ZM254 32V31H253ZM264 32V31H263ZM63 33V32H62ZM65 33V34H66ZM88 33V32H87ZM86 33V34H87ZM92 33V32H91ZM126 33V32H125ZM36 34V33H35ZM47 34H49V33H47ZM46 34V35H47ZM53 34V33H52ZM76 34H78L77 32H76ZM76 34H75V36H76ZM81 34H82V32H81ZM88 34H90V32L88 33ZM94 34V33H93ZM92 34V35H93ZM100 34V33H99ZM122 34H123V32H122ZM151 34V33H150ZM149 34V35H150ZM172 34V33H171ZM55 35V34H54ZM84 35H85V33H84ZM97 35V34H96ZM127 35V34H126ZM125 35V36H126ZM154 35V34H153ZM161 35H163V34H161ZM37 36V35H36ZM56 36V35H55ZM100 36V35H99ZM159 36V33H158V35H155V36H153V37H156L155 39H157V40H159L160 39V37H158ZM48 37H50V34H49V36ZM60 37L62 38V37H64V35L62 34V35H60ZM73 37V36H72ZM80 37V35L78 36V38ZM85 37H86V35H85ZM85 37H83V38H85ZM87 37H89V36H87ZM92 37V36H91ZM90 37V38H91ZM129 37V36H128ZM131 37V36H130ZM162 37H164V36H162ZM43 38V37H42ZM52 38V37H51ZM67 38V37H66ZM77 38V37H76ZM37 39V38H36ZM36 39H34L33 38V40L35 41ZM87 39V38H86ZM85 39V40H86ZM92 39H93V37H92ZM100 39V38H99ZM121 39V38H120ZM119 39V40H120ZM128 39V38H127ZM163 39V38H162ZM45 40V39H44ZM49 40V39H48ZM64 39H62V41H63ZM66 40V39H65ZM68 40H71V39H68ZM80 40V39H79ZM83 40V39H82ZM94 40H95V38H94ZM101 40V39H100ZM110 40V39H109ZM114 40V39H113ZM131 40V39H130ZM166 40V39H165ZM40 41H41V39H40ZM90 41H92V40H90ZM97 41V40H96ZM122 41V40H121ZM120 41V42H121ZM36 42H38V41H36ZM42 42H43V40H42ZM46 42H48V41H46ZM53 42V41H52ZM83 42V41H82ZM82 42H80L81 44H83ZM94 42V41H93ZM98 42H99V40H98ZM97 42V43H98ZM100 42H102V41H100ZM105 42V41H104ZM107 42V41H106ZM114 42V41H113ZM39 43V42H38ZM54 43V42H53ZM63 43H64V41L63 42H61V45H63ZM70 43V42H69ZM76 43V42H75ZM79 43V44H80ZM89 43V42H88ZM56 44V43H55ZM85 44V43H84ZM91 44H92V42H91ZM103 44V43H102ZM112 44V43H111ZM76 45V44H75ZM85 45H87V43L85 44ZM95 45V44H94ZM116 45V44H115ZM115 45H114V48H115ZM44 46H46V45H44ZM44 46H42V47H44ZM58 46V45H57ZM66 46V45H65ZM71 46V45H70ZM73 46V45H72ZM84 46V45H83ZM100 46V45H99ZM106 46V44L104 43V46H102V47H105ZM109 46V45H108ZM112 47H113V45H111ZM110 46V47H111ZM117 46V45H116ZM32 47V46H31ZM39 47V46H38ZM60 47H62L63 48V46H60ZM60 47H58L59 49H60ZM92 47V46H91ZM97 47V46H96ZM95 47V48H96ZM101 47V46H100ZM21 48V47H20ZM58 48H56V49H58ZM72 48V47H71ZM70 48V49H71ZM82 48V47H81ZM95 48H89V50H91V49H95ZM21 49H23V48H21ZM36 49H37V47H36ZM39 49V48H38ZM67 49V48H66ZM65 49V50H66ZM74 49H75V47H74ZM74 49H72L73 51H74ZM107 49V48H106ZM109 49V48H108ZM107 49V50H108ZM40 50V49H39ZM43 50H45L44 52H46V48L45 49H43ZM42 50V51H43ZM52 49H49V52L51 51ZM54 50V49H53ZM79 50H80V48H79ZM85 52H89L88 51V49H87V47H85ZM93 50L92 51H90L89 53L91 54V52L93 53ZM100 50V49H99ZM105 50V49H104ZM29 51V50H28ZM61 51V50H60ZM60 51H58V52H60ZM76 51V50H75ZM82 51V50H81ZM94 51H96V49L94 50ZM102 51V50H101ZM48 52V51H47ZM55 52H56V50H54V53L53 54H55ZM77 52V51H76ZM79 52V51H78ZM77 52V53H78ZM107 52V51H106ZM246 52V51H245ZM43 53V52H42ZM42 53H39L40 55H42ZM61 53V52H60ZM63 53V52H62ZM65 53V52H64ZM80 53V52H79ZM88 53V54H89ZM32 54V53H31ZM76 54V53H75ZM81 54V53H80ZM84 54V53H83ZM83 54L81 55V56H83ZM89 54V55H90ZM94 54V56H97V54L95 55V53H93ZM93 54H91V55H93ZM47 55H49L50 56V54H48L47 53ZM60 55V54H59ZM87 55V54H86ZM86 55H85V57H86ZM42 56H44V54L42 55ZM41 56V57H42ZM58 56V55H57ZM64 56H67V52H66V55H64ZM250 56V55H249ZM45 57V56H44ZM44 57H42V60L43 61H45L43 58ZM55 57V56H54ZM60 57V56H59ZM59 57H58V59H59ZM61 57H62V55H61ZM72 57V56H71ZM1 58V57H0ZM46 58V57H45ZM66 58H68V57H66ZM72 58H76L75 56H73ZM71 58V59H72ZM83 58V57H82ZM87 58V57H86ZM91 58V57H90ZM41 59V58H40ZM51 59H53V57H51ZM57 59V58H56ZM77 59V58H76ZM81 59V58H80ZM65 60H67V59H65ZM92 60V59H91ZM108 60V59H107ZM35 61H36V59H35ZM57 61V60H56ZM110 61V60H109ZM52 62V61H51ZM69 62H71V61H69ZM73 62V61H72ZM81 62H82V60H81ZM84 62V61H83ZM82 62V63H83ZM41 64L43 63V62H40ZM61 63V62H60ZM62 63L64 64V62L62 61ZM65 63H66V61H65ZM68 63V62H67ZM73 63H75V62H73ZM101 63H102V61H101ZM33 64V63H32ZM31 64V65H32ZM39 64V62L37 63V65ZM47 64V63H46ZM57 64H59V63H57ZM69 64V63H68ZM80 63H78V65H79ZM95 64H96V62H95ZM99 64V63H98ZM104 64V63H103ZM135 63H133V65H134ZM35 65V64H34ZM60 65V64H59ZM73 65V64H72ZM78 65H75L76 67L78 66ZM106 65V64H105ZM108 65V64H107ZM22 66V65H21ZM20 66V67H21ZM51 66V65H50ZM52 66H54V65H52ZM56 66V65H55ZM88 66V65H87ZM26 67V66H25ZM28 67V66H27ZM39 67H41V65L39 66ZM58 67V66H57ZM60 67V66H59ZM63 67V66H62ZM61 67V68H62ZM81 67H82V64H81ZM90 67V66H89ZM101 67V66H100ZM105 67H107V66H105ZM109 67V66H108ZM262 67V66H261ZM264 67V66H263ZM262 67V68H263ZM71 68V67H70ZM78 68V67H77ZM84 68V67H83ZM87 69H89L88 67H86ZM85 68V69H86ZM99 68V67H98ZM112 68V67H111ZM111 68H109V70L111 69ZM131 68H133V67H131ZM259 68V67H258ZM30 69V68H29ZM41 68H39V73H40V70ZM51 69H52V67H51ZM62 69H64V68H62ZM72 69V68H71ZM70 69V70H71ZM93 69V68H92ZM99 69H101L102 70V68H99ZM14 70V69H13ZM35 71L36 70H38V69H34ZM43 70V69H42ZM58 70H61V69H59L58 68ZM57 70V71H58ZM74 70H75V67H74ZM73 70V71H74ZM94 70V69H93ZM93 70H91V71H93ZM100 70V71H101ZM112 70V69H111ZM12 71V70H11ZM51 71V70H50ZM49 71V72H50ZM62 71V70H61ZM83 72L85 71V70H82ZM106 72H107V70H105ZM104 71V72H105ZM6 72V71H5ZM13 72V71H12ZM44 72V71H43ZM46 72H48V71H46ZM66 72H67V70H66ZM79 72V71H78ZM101 72H103V71H101ZM6 73H9V72H6ZM16 73V72H15ZM18 73V72H17ZM20 73H22V72H20ZM32 73V72H31ZM37 73V72H36ZM55 73V75L57 74L56 72H54ZM69 73H70V71H69ZM87 73H89L88 71H87ZM93 73V72H92ZM97 73H98V71H96V72H94L93 73V75L92 76H94V75H97ZM23 74H24V72H23ZM29 75L30 73H27L26 72V75ZM32 74H34V72L32 73ZM41 74H42V71H41ZM40 74V75H41ZM59 74H63V73H59ZM58 74V75H59ZM64 74H65V72H64ZM104 74V73H103ZM108 74H109V72H108ZM118 74V73H117ZM134 74V73H133ZM35 75V74H34ZM43 75H44V73H43ZM46 75V74H45ZM70 75V74H69ZM80 74H78V76H79ZM85 75V74H84ZM101 75V74H100ZM105 75V74H104ZM119 75H120V73H119ZM119 75H117V76H119ZM125 74H123V76H124ZM130 75V74H129ZM132 75V74H131ZM10 75H8V76H6L7 78L9 77ZM12 76H15V74L13 73V75ZM11 76V77H12ZM22 76H25V75H22ZM30 76V75H29ZM36 76V75H35ZM63 77H65L64 75H62ZM62 76H59L60 78L62 77ZM76 76H77V74H76ZM77 76V77H78ZM92 76L91 77H88V78H92ZM106 76V75H105ZM112 76L113 75H111V78H112ZM114 76H116L115 74H114ZM11 77H9V78H11ZM20 77H21V74H20ZM37 77V76H36ZM58 77V76H57ZM57 77H55V78H57ZM58 77V78H59ZM68 77V76H67ZM74 77V76H73ZM95 77V76H94ZM97 77V76H96ZM110 77V76H109ZM120 77V76H119ZM127 77H128V75H127ZM134 77V76H133ZM0 78H2V75L0 74ZM31 78V77H30ZM32 78H35V77H33L32 76ZM32 78L31 79H29L30 81L32 80ZM115 78V77H114ZM126 78V77H125ZM130 78V77H129ZM128 78V79H129ZM17 79V78H16ZM67 79V78H66ZM71 79V78H70ZM75 79V78H74ZM82 79V78H81ZM98 79H100L101 80V78H98ZM97 79V80H98ZM108 79H110V78H108ZM116 79V78H115ZM127 79V80H128ZM132 79V78H131ZM11 80V79H10ZM15 80V79H14ZM19 80V79H18ZM35 80V79H34ZM37 80H38V78H37ZM40 80H41V78H40ZM42 80H44L43 78H42ZM53 80V79H52ZM71 80H73V78L71 79ZM78 80V79H77ZM76 80V81H77ZM85 80V79H84ZM88 80H90V79H88ZM103 80V79H102ZM2 81V80H1ZM28 81V80H27ZM47 81V80H46ZM68 81V80H67ZM66 81V82H67ZM74 81V80H73ZM92 81V80H91ZM15 82V81H14ZM34 82V81H33ZM39 82H41V81H39ZM53 82V81H52ZM56 82V81H55ZM72 82V81H71ZM71 82H69V84L71 83ZM84 82H86V81H84ZM83 82V83H84ZM106 82H107V80H106ZM105 82V83H106ZM3 83V84H2ZM2 85H4L5 83L2 81ZM16 83V82H15ZM14 83V84H15ZM35 83H36V81H35ZM45 83H47V82H45ZM58 83H59V80H58ZM61 83H62V81H61ZM74 83V82H73ZM82 83V82H81ZM98 83V82H97ZM0 84V85H1ZM10 84H12L11 82H10ZM10 84H8V85H10ZM42 85H43V83H41ZM92 84V83H91ZM32 85V84H31ZM30 85V86H31ZM34 85V84H33ZM44 85H46V84H44ZM62 85V84H61ZM67 85V84H66ZM83 85V87H84V84H82ZM89 85V84H88ZM95 85V84H94ZM104 85V84H103ZM177 85V84H176ZM7 86V85H6ZM40 86V85H39ZM68 86V85H67ZM86 86V85H85ZM106 86V85H105ZM110 86V85H109ZM26 87H28V86H26ZM26 87H24L23 86V88L25 89ZM50 87V86H49ZM63 87H65V86H63ZM107 88H108V85L106 86ZM6 88V87H5ZM23 88H21L18 84L17 85H10L7 89H3V91L5 90V93L7 94V96H9L10 94L9 93H11V92H14V91H16V92H18V93H23L25 90L23 89ZM41 87H39V89H40ZM78 87H75V89H77ZM82 88V87H81ZM176 88V87H175ZM55 89V88H54ZM58 89V88H57ZM64 89V88H63ZM66 90L67 89H69V88H65ZM103 89V88H102ZM28 90V89H27ZM36 90V89H35ZM38 90V89H37ZM70 90V89H69ZM81 90V89H80ZM83 90V89H82ZM91 90V89H90ZM2 91V92H3ZM30 91V90H29ZM34 91V90H33ZM33 91H31V92H33ZM51 92H52V90H50ZM50 91H48V92H50ZM65 91V90H64ZM64 91H63V95H64ZM15 92V93H16ZM38 92H39V90H38ZM56 92V91H55ZM67 92H68V90H67ZM66 92V93H67ZM73 93H74V91H72ZM92 92V91H91ZM95 92L96 91H94L93 92V95L95 94ZM108 92H109V90H108ZM107 92V93H108ZM0 93H1V91H0ZM54 93V92H53ZM52 93V94H53ZM65 93V94H66ZM70 93H71V91H70ZM69 93V94H70ZM88 93V92H87ZM86 93V94H87ZM99 93H101V90L99 91ZM112 93V92H111ZM14 94V93H13ZM34 94L36 95V93L34 92ZM51 94V93H50ZM59 94H61V93H58L57 95H59ZM61 94V95H62ZM76 94H80V93H76ZM81 94H83V93H81ZM85 94V93H84ZM90 94V93H89ZM122 94V93H121ZM1 95V94H0ZM5 95V94H4ZM19 95V94H18ZM17 95V96H18ZM39 95V94H38ZM71 95V94H70ZM91 95H92V93H91ZM20 96V95H19ZM31 96H33V95H31ZM60 96V95H59ZM78 96V95H77ZM77 96H75V97H77ZM82 96V95H81ZM80 96V97H81ZM97 96H98V94H97ZM100 96V95H99ZM104 96H106L105 94H104ZM114 96V95H113ZM23 97V96H22ZM25 97V96H24ZM30 97V96H29ZM28 97V98H29ZM58 97V96H57ZM67 97V96H66ZM71 97H73V96H71ZM70 97V98H71ZM79 96H78V98L77 99H79L80 98ZM86 97H88V95L86 96ZM110 97V96H109ZM11 98V97H10ZM14 98H15V96H14ZM16 98H18V97H16ZM20 98H21V96H20ZM28 98H25V99H28ZM62 98H65L64 96L62 97ZM94 98V97H93ZM103 98V97H102ZM1 99H3V95H2V98ZM12 99V98H11ZM23 99V98H22ZM22 99H20V100H22ZM41 99V98H40ZM39 99V100H40ZM44 99H45V97H44ZM49 99V98H48ZM52 99V98H51ZM53 99H55V98H53ZM58 99V98H57ZM61 99V98H60ZM91 99H92V97H91ZM96 99H98V97L96 98ZM113 99V98H112ZM115 99V98H114ZM113 99V100H114ZM7 100V99H6ZM15 100V99H14ZM28 100H30V99H28ZM31 100H33V99H31ZM30 100V101H31ZM34 100H35V98H34ZM37 100V99H36ZM64 100V99H63ZM71 100H73L72 98H71ZM76 100V99H75ZM100 100V99H99ZM99 100H97L98 102H100ZM117 100H118V98H117ZM122 100H123V97H122ZM18 101V100H17ZM30 101H29V103H30ZM48 100H45V102H47ZM59 101H61V100H59ZM69 101H70V99H69ZM69 101H68V103H69ZM78 101V100H77ZM76 101V102H77ZM89 101V100H88ZM94 101V100H93ZM105 101V103H106V99L104 100ZM103 101V102H104ZM115 101V100H114ZM119 101V100H118ZM10 102H12V101H10ZM18 102H21V101H18ZM37 102V104H38V101H36ZM49 102V101H48ZM72 102V101H71ZM74 102V101H73ZM102 102V101H101ZM116 102V101H115ZM120 102V101H119ZM210 102V101H209ZM1 103V102H0ZM3 103H5V102H3ZM17 103V102H16ZM23 103V102H22ZM25 103V102H24ZM27 103H28V101H27ZM41 103H43V102H41ZM50 103V102H49ZM49 103H47V104H49ZM56 103V102H55ZM60 103V102H59ZM59 103H57V104H59ZM65 103H67V102H65ZM94 103V102H93ZM93 103H91V104H93ZM114 103V102H113ZM211 103V102H210ZM8 104H10V103H8ZM8 104H6V105H8ZM46 104V103H45ZM70 104V103H69ZM73 104V103H72ZM76 104H78V103H76ZM76 104L74 105V106H76ZM86 105H88L89 104V102H88V104L87 103H85ZM84 104V105H85ZM103 104V103H102ZM124 103L122 102H120V103H117V105L118 106H115V105H113L115 108L116 107H120V108H122L124 105H123ZM54 105H56V104H54ZM61 105V104H60ZM65 105V104H64ZM79 105V104H78ZM90 105V104H89ZM99 105V104H98ZM97 104H95L94 105V107H97L98 106ZM105 105H107V104H105ZM109 105V104H108ZM2 106H4V105H2ZM28 106H30V105H28ZM27 106V107H28ZM37 106V105H36ZM48 106V105H47ZM66 106L69 108L70 106H68L67 104H66ZM79 106H83V105H79ZM100 106H102V105H100ZM112 106V105H111ZM130 106H132V105H130ZM0 107H1V104H0ZM26 107V108H27ZM40 107V106H39ZM42 107V106H41ZM45 107H46V105H45ZM56 107H59V106H55V107H53L54 109H56ZM84 107V106H83ZM106 107V106H105ZM104 107V108H105ZM108 107V106H107ZM134 107V106H133ZM133 107H130V108H132V111H133ZM5 108V107H4ZM12 108V107H11ZM42 108H44V107H42ZM47 108V107H46ZM46 108H45V110H46ZM50 108V107H49ZM87 107H85V109H86ZM104 108H103V110H104ZM136 108V106L134 107V109ZM6 109H9L10 110V108H9V106H8V108H5V110ZM28 109H32V108H28ZM37 109V108H36ZM67 108H65V110H66ZM70 109V108H69ZM68 109V110H69ZM84 109V110H85ZM88 109V108H87ZM110 108H108V110H109ZM111 109H112V107H111ZM8 110V111H9ZM30 110H29V113H31L30 112ZM42 110H44V109H42ZM62 110H64V109H62ZM62 110H61V112H60V110L58 109V111L61 113V114H63L62 113ZM67 110V111H68ZM75 110V109H74ZM92 110V109H91ZM99 110V109H98ZM113 110V109H112ZM122 110V109H121ZM197 110H199V109H197ZM204 110V109H203ZM15 111H19L18 109L17 110H15ZM21 111V110H20ZM48 111V110H47ZM55 111V110H54ZM57 111V112H58ZM73 111V110H72ZM71 111V112H72ZM77 111V113H79L80 111H81V109L80 110H75V112ZM86 111V110H85ZM95 111H97V110H95ZM101 111V110H100ZM114 111H116V110H114ZM33 113L35 112V111H32ZM52 112V111H51ZM56 112V111H55ZM55 112H52V113H54L55 114ZM98 112V111H97ZM97 112H95V113H97ZM107 112L108 111H106V114H107ZM111 112H113V111H111ZM5 112H3L2 114H4ZM21 113V112H20ZM20 113H18L19 114V117H20ZM24 112H22V114H23ZM43 113H45V112H43ZM42 113V114H43ZM69 113V112H68ZM77 113L75 114V115H77ZM91 113V112H90ZM7 114V113H6ZM17 114V115H18ZM35 114V113H34ZM37 114H38V112L36 113V115L35 116H37ZM70 114V113H69ZM84 114V113H83ZM82 114V115H83ZM105 114V113H104ZM110 114V113H109ZM9 115H10V117H11V114L9 113ZM45 115V114H44ZM58 116H59V119H60V116L61 115H59V114H57ZM71 115V114H70ZM85 115V114H84ZM86 115L88 116V114L86 113ZM91 115V114H90ZM97 115H98V113H97ZM99 115H100V113H99ZM102 115H103V112H102ZM114 116H115V114H113ZM7 116H8V114H7ZM12 116H14V115H12ZM25 116H26V114H25ZM25 116H24V118H25ZM30 116H31V114H30ZM33 116V115H32ZM40 116H41V113H40ZM46 116V115H45ZM44 116V117H45ZM48 116V115H47ZM50 116V115H49ZM51 116H52V114H51ZM58 116H56L57 118H58ZM105 116V115H104ZM0 117H1V115H0ZM6 117V116H5ZM27 117V116H26ZM55 117V115H54V117H52V118H56ZM63 117V116H62ZM64 117H69V116H65L64 115ZM79 117V116H78ZM90 117H92V115L90 116ZM116 117V116H115ZM119 117V116H118ZM246 117V116H245ZM2 118H3V116H2ZM1 118V119H2ZM7 118V117H6ZM14 118H16V116L14 117ZM28 118V117H27ZM36 118V117H35ZM50 118V117H49ZM85 118V117H84ZM104 118V117H103ZM106 118H108V116L106 117ZM111 118V117H110ZM113 118V117H112ZM8 119H10V118H8ZM12 119V118H11ZM20 119V118H19ZM31 118H29L28 120H30ZM37 119V118H36ZM47 119H48V117H47ZM58 119V120H59ZM68 119V118H67ZM66 119V120H67ZM101 119V118H100ZM105 119V118H104ZM114 119V118H113ZM256 119V118H255ZM14 120V119H13ZM28 120H25L26 122L28 121ZM56 120V119H55ZM96 120V119H95ZM106 120V119H105ZM127 120V119H126ZM239 120H240V118H239ZM4 121H5V119H4ZM15 121H16V119H15ZM31 121V120H30ZM44 121V120H43ZM60 121V120H59ZM75 121H77V120H75ZM93 121H94V117H93ZM109 121V122H108ZM107 122V126H108V124L109 123H112L111 121H110V119L108 120ZM241 121V120H240ZM1 122H2V120H1ZM1 122H0V124H1ZM8 122H9V120H8ZM14 122V121H13ZM47 122V121H46ZM56 122H57V120H56ZM61 122V121H60ZM71 122H73V121H71ZM70 122V123H71ZM103 122H105V121H103ZM124 122V121H123ZM257 122V121H256ZM6 123H7V121H6ZM28 123V122H27ZM27 123H25V124H27ZM38 123V122H37ZM74 123H75V126H74ZM73 123V128L70 130L71 132H72V135H75L74 133H82V132H93V130H90L91 129V126H93L92 125V120H91V118L89 119V117H86V119H78V121L77 122H74ZM125 123V122H124ZM16 124H17V121H16ZM34 124V123H33ZM49 124V123H48ZM52 124V123H51ZM128 124V123H127ZM132 124V123H131ZM135 124H136V122H135ZM4 125V124H3ZM3 125H1V126H3ZM17 125H19V124H17ZM22 125V124H21ZM55 125V124H54ZM58 126L60 125V124H57ZM62 125V124H61ZM97 125V124H96ZM12 126V125H11ZM24 126V125H23ZM22 126V127H23ZM69 126V125H68ZM99 126V125H98ZM106 126V125H105ZM106 126V127H107ZM113 126V125H112ZM127 126V125H126ZM131 126V125H130ZM132 126H133V124H132ZM138 126V125H137ZM13 127V126H12ZM26 127H27V125H26ZM50 127V126H49ZM53 127V126H52ZM51 127V128H52ZM63 127V126H62ZM95 127V126H94ZM93 127V128H94ZM101 126H99V128H100ZM114 127V126H113ZM119 127H122V125L121 126H119ZM124 128H125V125L123 126ZM134 127V126H133ZM136 127V126H135ZM10 128V127H9ZM30 128H33V127H30ZM34 128H35V126H34ZM45 128V127H44ZM43 128V129H44ZM47 128H48V126H47ZM50 128V129H51ZM64 128H66V130H68L67 129V125L66 126H64ZM63 128V129H64ZM96 128H98V127H96ZM102 128V127H101ZM100 128V129H101ZM112 128V127H111ZM4 129V128H3ZM42 129V128H41ZM59 129V128H58ZM105 129H107V128H105ZM113 129V128H112ZM130 129H132V128H130ZM1 130V129H0ZM6 130H8L7 128H6ZM12 130V129H11ZM18 130V129H17ZM37 130V129H36ZM48 130V129H47ZM60 130V129H59ZM110 130V129H109ZM136 130V129H135ZM34 131H35V129H34ZM34 131H33V133H34ZM51 131H53V130H51ZM63 131V130H62ZM96 132H98L97 131V129L95 130ZM112 131V130H111ZM1 133V135H2V131H0ZM4 132V131H3ZM7 132V131H6ZM10 132V131H9ZM17 132V131H16ZM56 132H57V130H56ZM96 132H94V133H96ZM5 133V132H4ZM28 133V132H27ZM52 133H55V131L54 132H52ZM58 133V132H57ZM63 134H64V132H62ZM120 133V132H119ZM6 134V133H5ZM10 134H14V133H10ZM20 134H24V133H20ZM19 134V135H20ZM37 134V133H36ZM36 134H35V136H36ZM39 134V133H38ZM59 134H60V132H59ZM63 134H61V136H65V135H63ZM87 134V133H86ZM97 134V133H96ZM109 134V133H108ZM107 133H106V135H108ZM1 135H0V137H1ZM4 135V134H3ZM9 135V134H8ZM18 135V136H19ZM30 134L28 133V136H29ZM47 135V134H46ZM46 135H45V137H46ZM57 135V134H56ZM89 135V134H88ZM87 135V136H88ZM91 135H92V133H91ZM90 135V136H91ZM115 135V134H114ZM126 135V134H125ZM23 136V135H22ZM26 136H27V134H26ZM34 136V135H33ZM60 136V137H61ZM71 136V135H70ZM78 136V135H77ZM85 136V135H84ZM124 136V135H123ZM139 136V135H138ZM137 136V137H138ZM244 136V135H243ZM8 137H10V136H8ZM44 137V136H43ZM48 137H49V135H48ZM66 138H67V136H65ZM74 137V136H73ZM81 137H83V136H81ZM94 137V136H93ZM99 137V136H98ZM102 137V136H101ZM100 137V138H101ZM110 137V136H109ZM125 137V136H124ZM127 137V136H126ZM128 137H130L131 138V136H128ZM24 138V137H23ZM22 138V139H23ZM30 138H32L31 140H33V137H30ZM30 138H26V139H29L30 140ZM62 138V137H61ZM60 138V139H61ZM74 138H76V137H74ZM95 138L96 137H94L93 139L95 140ZM100 138H98V140L100 139ZM121 138V137H120ZM123 138V137H122ZM121 138V139H122ZM130 138H127V140H130V141H132L133 139H130ZM4 139V138H3ZM16 139H18V138H16ZM36 139H37V137H36ZM47 139V138H46ZM49 139V138H48ZM63 139V138H62ZM69 139V138H68ZM68 139H67V141H68ZM71 139V138H70ZM79 139H81V138H79ZM84 139V138H83ZM92 139V140H93ZM101 139H103V137L101 138ZM121 139L120 140H118V141H121ZM29 140H27V141H29ZM51 140V139H50ZM50 140H48V141H50ZM74 140V139H73ZM73 140H72V142H73ZM113 140V139H112ZM123 140H125V139H123ZM3 141V140H2ZM5 141V140H4ZM13 141V140H12ZM20 141V140H19ZM36 141V140H35ZM39 140H37L36 141V143L38 142ZM42 141H44V140H42ZM41 141V142H42ZM58 141H59V139H58ZM64 141V140H63ZM66 141V143H68ZM78 140H76V142H77ZM83 141V140H82ZM90 141V140H89ZM96 141V140H95ZM9 142V141H8ZM14 142V141H13ZM30 142V141H29ZM51 142V141H50ZM50 142H47V143H50ZM71 142V143H72ZM75 142V141H74ZM79 142V141H78ZM81 142V141H80ZM88 142V141H87ZM94 142V141H93ZM93 142H91V143H93ZM101 142V141H100ZM100 142L98 143V144H100ZM115 142V141H114ZM126 142V141H125ZM133 142V141H132ZM137 142H139V141H137ZM230 142V141H229ZM2 143V142H1ZM24 143V142H23ZM121 143H123V141L121 142ZM130 143V142H129ZM13 144V143H12ZM32 144H33V142H32ZM45 144V143H44ZM52 144V143H51ZM54 144V143H53ZM61 144H63L62 142H61ZM73 144V143H72ZM75 144V143H74ZM83 144H84V141H83ZM87 144V143H86ZM89 144V143H88ZM110 141L109 140H107V141H102L101 142V145H94V147H95V149L97 148V147H99V146H107V147H110ZM124 144V143H123ZM248 144V143H247ZM3 145H4V143H3ZM18 145H20V144H18ZM30 145V144H29ZM28 145V146H29ZM50 145V144H49ZM55 145V144H54ZM78 145V144H77ZM76 145V146H77ZM118 145V144H117ZM116 144H115V146H117ZM125 145V144H124ZM131 145V144H130ZM134 145V144H133ZM15 146V145H14ZM22 146V145H21ZM31 146H33V145H31ZM53 146V145H52ZM65 147H66V145H64ZM72 146V145H71ZM85 146V145H84ZM90 146V145H89ZM122 146V145H121ZM126 146H128V145H126ZM135 146V145H134ZM137 146V145H136ZM228 146V145H227ZM230 146V145H229ZM229 146H228V149H229ZM1 147V146H0ZM5 148L7 147L6 146V144H5V146H4ZM20 147V146H19ZM18 147V148H19ZM24 147V146H23ZM25 147H27V146H25ZM24 147V148H25ZM38 147H40V145L38 146ZM42 147H44V146H42ZM55 146H53V147H51V149L52 148H54ZM58 147V146H57ZM65 147H63V148H65ZM78 147H80V146H78ZM83 147V146H82ZM88 147V146H87ZM86 147V148H87ZM230 147H232V145L230 146ZM5 148H4V150H5ZM31 148V147H30ZM41 148V147H40ZM39 148V149H40ZM81 148V147H80ZM113 148V147H112ZM130 148H131V146H130ZM233 148V147H232ZM231 148V149H232ZM1 149L3 150V148L1 147ZM21 149V148H20ZM57 149V148H56ZM55 149V150H56ZM73 149H76V147L75 148H73ZM98 149V148H97ZM102 149H103V147H102ZM109 149V148H108ZM128 149V148H127ZM134 149H135V147H134ZM227 149V150H228ZM230 149V150H231ZM235 149V148H234ZM1 150V151H2ZM8 150V149H7ZM10 150H11V147H10ZM28 150V149H27ZM44 150H47V148L46 149H44ZM53 150V149H52ZM64 150H66V149H64ZM68 150V149H67ZM67 150L65 151V152H67ZM114 150V149H113ZM14 151V150H13ZM12 151V152H13ZM21 151H22V149H21ZM23 151H24V149H23ZM33 151H34V149H33ZM35 151H36V149H35ZM57 151H58V149H57ZM88 151V150H87ZM96 151H98V150H96ZM100 151V150H99ZM105 151V150H104ZM108 151V150H107ZM120 151V150H119ZM138 151V150H137ZM7 152V151H6ZM6 152H4V154L6 153ZM15 152V151H14ZM27 152V151H26ZM46 152V151H45ZM49 153H50V151H48ZM56 152V151H55ZM58 152H60V151H58ZM64 152V151H63ZM71 152V151H70ZM92 152V151H91ZM122 152V151H121ZM16 153V152H15ZM14 153V154H15ZM53 153H54V150H53ZM60 153H62V150H61V152ZM76 153H78V152H76ZM105 153L106 152H104V155H105ZM124 153V152H123ZM9 154V153H8ZM13 154V153H12ZM32 154V153H31ZM54 154H57V153H54ZM118 154H119V152H118ZM122 154V153H121ZM7 155V154H6ZM17 155H18V153H17ZM21 156H24V155H22V154H20ZM26 155H29L28 153H26ZM34 155H36V154H34ZM47 157L46 158H48V156L49 155H51V154H45ZM45 155H43V156H45ZM53 155V154H52ZM52 155H51V157H52ZM61 155V154H60ZM59 155V156H60ZM72 155V154H71ZM71 155L68 157V159L69 160H72L73 159V157H72V159L70 158L71 157ZM116 155V154H115ZM125 155H127V154H125ZM124 154L123 155H120V156H125ZM136 155H138V154H136ZM141 155V154H140ZM38 156V155H37ZM57 156V155H56ZM62 156H63V154L61 155V158H62ZM75 156V155H74ZM26 156H24V158H25ZM39 157V156H38ZM54 157H55V155H54ZM58 157V156H57ZM88 157V156H87ZM91 158H92V156H90ZM105 157H106V155H105ZM1 159V161L4 163V165H6V167H4V169H5V171L8 173H5L3 170V173H5V174H7V175H9V177H10V180H11V183H10V185H11V188H12V190H13V193H23V198H24V193H35L36 192V190H34L35 188H36V186H38L40 189H44L42 186H45V185H47V184H37V185H35V187L34 188H32L33 187V185H32V187H30L29 185V182H28V184H26V186L27 187H25L24 185L22 186V187H20L19 186V179L17 178V176L19 177V173H18V175H15L14 174V172H13V170H15V169H13L12 167L10 168V166H8V164H7V160H6V157L2 154L1 155V157H0ZM9 159H10V157H8ZM19 158V157H18ZM23 158V159H24ZM76 158V157H75ZM97 158H99V157H97ZM110 158V157H109ZM116 158V157H115ZM117 158H119V156L117 157ZM116 158V159H117ZM146 158V157H145ZM14 159H15V157H14ZM20 159V158H19ZM56 159V158H55ZM67 159V158H66ZM67 159V160H68ZM86 159V158H85ZM90 159V158H89ZM94 159V158H93ZM111 159V158H110ZM126 159V158H125ZM130 159H132V158H130ZM139 159V158H138ZM147 159H149V158H147ZM13 160V159H12ZM22 160V159H21ZM25 161H26V159H24ZM24 160H22V162L24 161ZM36 160H38V159H36ZM45 160V159H44ZM52 160V159H51ZM80 160V159H79ZM82 160V159H81ZM95 160V159H94ZM102 160H103V158H102ZM106 160V159H105ZM119 160V159H118ZM118 160H117V163H118ZM120 160L122 161V159H121V157H120ZM134 160V159H133ZM0 161V162H1ZM16 161H18L17 159H16ZM30 161V160H29ZM57 161V160H56ZM62 161H65V160H62ZM86 160H84V162H85ZM88 161V160H87ZM86 161V162H87ZM98 161V160H97ZM121 161H119V162H121ZM145 161H147V160H145ZM151 161V160H150ZM19 162H21L20 160H19ZM18 162V163H19ZM36 162H38V161H36ZM83 162V161H82ZM82 162H80L81 164H82ZM90 161H88V163H89ZM123 162H124V160H123ZM123 162H121V163H123ZM132 162V161H131ZM130 162V163H131ZM137 162V161H136ZM143 162V161H142ZM2 163V164H3ZM16 163V162H15ZM18 163H17V165H18ZM26 163V162H25ZM28 163V162H27ZM26 163V164H27ZM40 163L42 164V161H40ZM45 163V162H44ZM51 163V162H50ZM62 163V162H61ZM66 163V162H65ZM73 163V162H72ZM80 163H78V162H76V164H80ZM99 164V162H96V164ZM129 163V162H128ZM138 163V162H137ZM13 164V163H12ZM11 164V165H12ZM35 164V163H34ZM57 164H58V162H57ZM60 164V163H59ZM67 164V163H66ZM69 164V163H68ZM80 164V165H81ZM102 164V163H101ZM3 165V166H4ZM10 165V164H9ZM20 165V164H19ZM43 165V164H42ZM47 165H49V163L47 164ZM69 165H71V164H69ZM73 165V164H72ZM89 165V164H88ZM92 165V164H91ZM124 165H126L125 163H124ZM124 165H122V166H124ZM129 165V164H128ZM142 165V164H141ZM143 165H144V163H143ZM145 165H147V164H145ZM0 166H2V165H0ZM14 167H15V165H13ZM26 166V165H25ZM40 166V165H39ZM53 166H55V165H52L51 164V167L49 168L48 167V169L46 168V167H43V166H41L40 168L38 167V168H34L35 167V165H34V167H33V169H36L37 171V173L38 174H44V173H47V171L50 169V171H52L53 170ZM64 166H67V165H64ZM84 166V165H83ZM100 166H102V165H100ZM99 166V167H100ZM121 166V165H120ZM130 166H131V164H130ZM140 166V165H139ZM30 167H31V165H30ZM29 167V168H30ZM55 167H57V166H55ZM54 167V168H55ZM63 167V166H62ZM62 167H61V169H62ZM88 167V166H87ZM87 167H85V168H87ZM125 167V166H124ZM129 166H126L124 169H126L127 170V168H128ZM132 167V166H131ZM146 167V166H145ZM151 167V166H150ZM150 167H149V169H150ZM2 168V167H1ZM27 168V167H26ZM25 168V169H26ZM29 168H27V169H29ZM65 168V167H64ZM66 168H68V167H66ZM65 168V169H66ZM70 168V167H69ZM130 168V167H129ZM152 168V167H151ZM32 169V171H34ZM58 169V168H57ZM59 169H60V167H59ZM72 169V168H71ZM74 169V168H73ZM83 170H85L84 168H82ZM88 169V168H87ZM86 169V170H87ZM91 169H93V168H91ZM96 169V168H95ZM123 168H121V169H119L118 168V170L116 171V172H118L119 173V170L121 171ZM146 169H147V167H146ZM31 169H29V171H30ZM68 170V169H67ZM102 170V169H101ZM115 170V169H114ZM125 170V171H126ZM131 170H134V169H132L131 168ZM136 170V169H135ZM16 171H17V169H16ZM23 171V170H22ZM58 171V170H57ZM61 171V170H60ZM70 171V170H69ZM99 172H100V170H98ZM103 171V170H102ZM105 171V170H104ZM109 171H112V170H109ZM129 171V170H128ZM126 172V173H129V172ZM26 172V171H25ZM24 172V173H25ZM55 172V171H54ZM66 172V171H65ZM64 172V173H65ZM68 172V171H67ZM77 171H75V173H76ZM79 172V171H78ZM82 172V171H81ZM87 172V171H86ZM94 172H96L95 170L93 171V173ZM132 173H133V171H131ZM150 172V171H149ZM148 172V173H149ZM30 173V172H29ZM48 173H49V171H48ZM55 173H57V172H55ZM63 173V172H62ZM88 173V172H87ZM86 173V174H87ZM97 173V172H96ZM141 173V172H140ZM2 173H0V175H1ZM22 174V173H21ZM31 174V173H30ZM35 174V173H34ZM50 174V173H49ZM58 174H59V172H58ZM66 174V173H65ZM72 174V173H71ZM78 175H79V173H77ZM137 174V173H136ZM139 174V173H138ZM261 175H263L262 173H260ZM37 175V174H36ZM63 175V174H62ZM69 175V174H68ZM73 175H75V174H73ZM77 175V176H78ZM81 175V174H80ZM98 176H99V174H97ZM112 175V174H111ZM125 175V174H124ZM143 175H144V173H143ZM147 174H145V176H146ZM21 176H23V175H21ZM20 176V177H21ZM27 176H28V174H27ZM70 176V175H69ZM76 176V175H75ZM89 176V175H88ZM90 176H92V175H90ZM89 176V177H90ZM104 176V175H103ZM128 176V175H127ZM131 176V175H130ZM137 176V175H136ZM139 176V175H138ZM148 176H149V174H148ZM1 177V176H0ZM8 177V178H9ZM54 177V176H53ZM60 177H63V176H61L60 175ZM71 177V176H70ZM82 177V176H81ZM83 177H84V175H83ZM88 177V178H89ZM107 177H108V175H107ZM112 178H114L113 177V175L111 176ZM124 177L125 176H123L122 178L124 179ZM135 177V176H134ZM140 177V176H139ZM162 177V176H161ZM260 177V176H259ZM23 178V181H24V176L22 177ZM26 178H29V180H30V176L29 177H26ZM26 178H25V181H26ZM34 178V177H33ZM32 178V179H33ZM37 178H39V176L37 177ZM46 178H48V177H46ZM64 178V177H63ZM67 178V177H66ZM76 178V177H75ZM95 178V177H94ZM94 178H93V180H94ZM110 178V177H109ZM132 179H133V177H131ZM150 178V177H149ZM40 179V178H39ZM56 179V178H55ZM80 179V178H79ZM82 179V178H81ZM96 179V178H95ZM116 179V178H115ZM122 179V180H123ZM125 179H126V177H125ZM131 179V180H132ZM140 178H138V180H139ZM143 179V178H142ZM152 179V178H151ZM154 179V178H153ZM44 180V179H43ZM46 180V179H45ZM44 180V181H45ZM50 180V184L52 185V183H51V181H53V180H51V179H49ZM57 180V179H56ZM109 180V179H108ZM107 180V181H108ZM118 180V179H117ZM121 180V181H122ZM155 180V179H154ZM159 180V179H158ZM3 181V180H2ZM24 181V182H25ZM32 180H30V182H31ZM62 181V180H61ZM69 181V180H68ZM96 181H98L97 179L95 180V182L94 183H96ZM100 181H101V179H100ZM103 181V180H102ZM110 181V180H109ZM127 181L128 182H130V180H128L127 179ZM141 182H143L144 183V181H146V180H144L143 179V181L142 180H140ZM151 182H152V180H150ZM162 181V180H161ZM164 181H165V179H164ZM163 181V182H164ZM1 182V181H0ZM7 183H9V181H6ZM27 182V181H26ZM33 182V181H32ZM35 182V181H34ZM33 182V183H34ZM41 182V181H40ZM54 182H55V180H54ZM63 182V181H62ZM65 182V181H64ZM75 182V181H74ZM80 182H81V180H80ZM99 182V181H98ZM112 182V181H111ZM139 183V184H142V183ZM153 182H155V181H153ZM37 183H39V182H37ZM57 183H58V180H57ZM66 183V182H65ZM78 183H79V181H78ZM88 183H90V182H88ZM100 183V182H99ZM98 183V184H99ZM101 183H103V182H101ZM106 183V182H105ZM104 183V184H105ZM157 183H158V181H157ZM160 183V182H159ZM159 183H158V185H159ZM69 184H71V182L69 183ZM76 184H77V182H76ZM86 184V183H85ZM92 184V183H91ZM90 184V185H91ZM112 184V183H111ZM131 184V183H130ZM128 185V186H125L124 185V187H129V186H131V185ZM145 184V183H144ZM144 184H142V186L144 185ZM149 184H152V183H149ZM155 184V183H154ZM9 185V184H8ZM60 185V184H59ZM63 185V184H62ZM73 185V184H72ZM82 185H84V184H82ZM82 185H81V187H82ZM89 185V184H88ZM107 185H108V183H107ZM113 185V184H112ZM110 186L111 188L113 187V186ZM115 185V184H114ZM134 185V184H133ZM3 186H5L4 184H3ZM50 186V185H49ZM64 186V185H63ZM135 186V185H134ZM138 186V185H137ZM142 186H141V188H142ZM149 186V185H148ZM152 186V185H151ZM160 186H162L161 184H160ZM165 186V185H164ZM227 186V185H226ZM230 186V185H229ZM2 187V186H1ZM24 187V188H23ZM28 187H30V188H32V189H30L29 190V188ZM46 187V186H45ZM91 187V186H90ZM97 187H98V185H97ZM108 187V186H107ZM107 187H106V189H107ZM116 187V186H115ZM122 187V186H121ZM121 187H120V189H121ZM163 187V186H162ZM231 187V186H230ZM6 188V187H5ZM47 188H50V187H47ZM46 188V189H47ZM56 189H57V187H55ZM67 188V187H66ZM71 188V187H70ZM84 187H82L81 189H83ZM87 188V187H86ZM94 188V187H93ZM105 188V187H104ZM103 188V189H104ZM129 188H131V187H129ZM139 188V187H138ZM137 188V189H138ZM141 188H140V190H141ZM152 187H150V189H151ZM164 188V187H163ZM166 188V187H165ZM229 188V187H228ZM8 189V188H7ZM6 189V190H7ZM36 189H38V188H36ZM51 189V188H50ZM49 189V190H50ZM55 189V190H56ZM62 189V188H61ZM64 189V188H63ZM77 189H78V187H77ZM91 189H92V187H91ZM95 189H97V188H95ZM94 189V190H95ZM132 189V188H131ZM133 189H134V187H133ZM150 189H148L149 191H150ZM5 189L3 188V190L2 191H4ZM6 190H5V192H6ZM54 190V189H53ZM54 190V191H55ZM65 190V189H64ZM64 190H62L63 192H64ZM76 190V189H75ZM74 190V191H75ZM87 190V189H86ZM98 190V189H97ZM96 190V191H97ZM100 190H101V188H99V192H100ZM124 190V189H123ZM122 190V191H123ZM139 190V189H138ZM145 190H146V188H145ZM144 190V191H145ZM194 190H196V189H194ZM8 191V190H7ZM9 191H10V189H9ZM9 191H8V193H9ZM51 191V190H50ZM54 191H51L50 193V195H53L54 196V194H53V192ZM57 191V190H56ZM66 191H68V190H66ZM82 191H84V189L82 190ZM82 191H80V192H82ZM95 191V192H96ZM106 191V190H105ZM104 191V192H105ZM108 191H109V189H108ZM115 191H117V190H115ZM114 191V188H113V192H115ZM118 191H120L119 189H118ZM121 191V192H122ZM129 191V190H128ZM132 191H135V190H132ZM44 192V191H43ZM47 192H49V191H47ZM62 192V193H63ZM103 192V191H102ZM112 192V193H113ZM159 192V191H158ZM164 192H165V190H164ZM196 192H198V191H196ZM1 193H3V192H1ZM42 193V192H41ZM88 193V192H87ZM90 193H92V190H91V192ZM90 193H89V195H90ZM94 193V192H93ZM92 193V194H93ZM101 193V192H100ZM106 193V192H105ZM112 193H110V194H112ZM135 193V192H134ZM40 194V193H39ZM44 194V193H43ZM75 194V193H74ZM95 194V193H94ZM103 194V193H102ZM116 194V193H115ZM121 194V193H120ZM139 194V193H138ZM144 194V193H143ZM157 194V193H156ZM161 194H163V193H161ZM168 194H170V193H168ZM177 194V193H176ZM200 194V193H199ZM202 194V193H201ZM201 194H200V196H201ZM229 194V193H228ZM245 194H247V193H245ZM251 194L253 195L254 193H250V196H251ZM263 194V193H262ZM9 195H10V193H9ZM15 195H17V194H15ZM20 195H22V194H20ZM36 195V194H35ZM47 195H49V194H46V196ZM62 195V194H61ZM85 195V194H84ZM88 195V194H87ZM99 195H101V194H99ZM106 195H107V193H106ZM122 195V194H121ZM127 195H128V193H127ZM134 195V194H133ZM145 195V194H144ZM153 195V194H152ZM151 195V198L152 197H155V195L154 196H152ZM164 195V194H163ZM186 195V194H185ZM230 195V194H229ZM234 195V194H233ZM239 195V194H238ZM264 195V194H263ZM28 195H26L25 197H27ZM53 196H50L51 197V201H52V197ZM80 196V195H79ZM93 196H95V195H93ZM97 196V195H96ZM104 196V195H103ZM126 196V195H125ZM141 196V195H140ZM143 196V195H142ZM147 196V195H146ZM161 196V195H160ZM226 196V195H225ZM237 196V195H236ZM245 196V195H244ZM254 196H256V195H254ZM260 196H261V194H260ZM260 196H259V198H260ZM33 197H34V195H33ZM43 197V196H42ZM57 197H58V195H57ZM60 197V196H59ZM63 197H64V195H63ZM82 199H83V195L82 196H80ZM90 197V196H89ZM129 197V196H128ZM134 197H135V195H134ZM137 197H138V195H137ZM137 197H135L136 199H137ZM165 197V196H164ZM163 197V198H164ZM168 197H169V195H168ZM171 197V196H170ZM174 197V196H173ZM198 197V196H197ZM217 197V196H216ZM238 197V196H237ZM17 198H18V196H17ZM22 198V197H21ZM28 198H32V197H29L28 196ZM41 198V197H40ZM40 198H38V199H40ZM45 198V197H44ZM48 198V197H47ZM54 198V197H53ZM86 198V197H85ZM84 198V199H85ZM94 198V197H93ZM106 198V197H105ZM130 198V197H129ZM142 198V197H141ZM145 198V197H144ZM148 198H149V196H148ZM178 198H180V196L178 197ZM182 198V197H181ZM189 199H190V197H188ZM230 198V197H229ZM240 198V197H239ZM242 198H244V197H242ZM241 198V199H242ZM258 198V199H259ZM13 199V198H12ZM11 199V200H12ZM50 199V198H49ZM61 199H63V198H61ZM76 199H78V198H76ZM97 199V198H96ZM99 199V198H98ZM97 199V200H98ZM123 199V198H122ZM135 199V200H136ZM158 199V198H157ZM166 199V198H165ZM171 198H169V200H170ZM176 199V198H175ZM206 199H208V198H206ZM250 199H252V198H250ZM4 200H5V198H4ZM9 200H10V198H9ZM16 200H18V199H16ZM31 200V199H30ZM41 200H43L44 201V199H42L41 198ZM48 200V199H47ZM56 200V199H55ZM60 199H58V201H59ZM79 200V199H78ZM86 200V199H85ZM92 200H94V199H92ZM139 200V199H138ZM144 200V199H143ZM149 200V199H148ZM151 200H153V199H151ZM155 200V199H154ZM173 200V199H172ZM179 200V199H178ZM183 200V199H182ZM204 200H205V198H204ZM233 200H235V199H233ZM237 200H238V198H237ZM246 200V199H245ZM248 200V199H247ZM264 200V199H263ZM13 201H15V199L13 200ZM20 201V200H19ZM29 201V200H28ZM31 201H33V199L31 200ZM30 201V202H31ZM38 202V200H37V198H36V200L35 201H33L34 203L35 202ZM40 201V200H39ZM45 201H46V198H45ZM81 201V200H80ZM101 201V203L103 202V200H100ZM137 201V200H136ZM142 201V200H141ZM145 201V200H144ZM144 201H142V203L144 202ZM166 201V200H165ZM184 201H186V200H184ZM182 202L181 201V204L182 203H185V202ZM187 201H189V200H187ZM210 201V200H209ZM209 201H207V204H208V202ZM213 201V200H212ZM231 202H232V200H230ZM229 201V202H230ZM242 201H243V199H242ZM251 201V200H250ZM2 202H4V201H2ZM7 202V201H6ZM26 202V201H25ZM33 202H31V203H33ZM40 202H42V201H40ZM49 202V201H48ZM55 202V201H54ZM53 202V203H54ZM82 202V201H81ZM86 202H87V200H86ZM89 202H90V198H89ZM94 202V201H93ZM123 202H126L125 200L123 201ZM131 202H132V200H131ZM147 202V201H146ZM145 202V203H146ZM149 202V201H148ZM151 202V201H150ZM153 203H154V201H152ZM157 202V201H156ZM200 202V201H199ZM206 202V201H205ZM228 202V203H229ZM241 202V201H240ZM252 202H254V200L252 201ZM255 202H257V201H255ZM259 202H260V199H259ZM10 203V202H9ZM19 203V202H18ZM23 203V202H22ZM56 203V202H55ZM67 203V202H66ZM66 203H65V206H66ZM77 203H79V201L77 202ZM84 203V202H83ZM97 203V202H96ZM122 203V202H121ZM128 203H129V201H128ZM136 203V202H135ZM134 203V204H135ZM159 203H160V200H159ZM175 203V202H174ZM187 203V202H186ZM192 203V202H191ZM237 203V202H236ZM241 203H244V202H241ZM258 203V202H257ZM261 203H263V202H261ZM261 203H258V205L259 204H261ZM5 204V203H4ZM12 204V203H11ZM10 204V205H11ZM30 204V203H29ZM28 204V205H29ZM37 204V203H36ZM38 204H40V203H38ZM45 205L47 204V208L46 209H49L48 208V203H44ZM52 204V203H51ZM63 204V203H62ZM62 204H61V206H62ZM80 204V203H79ZM85 204V203H84ZM87 204V203H86ZM89 204V203H88ZM91 204V203H90ZM92 204H94V203H92ZM148 204V203H147ZM147 204H145V205H147ZM164 204H166V202L165 203H163V204H161V206L163 205V206H166V205H168L169 206V204H166V205H164ZM201 204V203H200ZM199 204V205H200ZM207 204H206V206H207ZM211 204V203H210ZM232 204V203H231ZM240 204V203H239ZM238 204V205H239ZM245 204V203H244ZM247 204H249V201H248V203ZM15 205H18V204H15ZM23 205V204H22ZM27 205V206H28ZM33 205V207L35 206L34 204H32ZM31 205V206H32ZM54 205V204H53ZM52 205V206H53ZM71 205H72V203H71ZM97 205V204H96ZM99 205V204H98ZM97 205V206H98ZM124 205V204H123ZM126 205V204H125ZM129 205V204H128ZM130 205H131V203H130ZM136 205V204H135ZM134 205V206H135ZM143 205V204H142ZM144 205V206H145ZM180 205V204H179ZM186 205V204H185ZM241 205V204H240ZM246 205V204H245ZM20 206V205H19ZM44 206V205H43ZM43 206H41V207H43ZM74 206V205H73ZM86 206V205H85ZM93 206V205H92ZM100 206V205H99ZM127 206V205H126ZM139 206V205H138ZM137 206V207H138ZM151 206H152V204H151ZM193 206H194V204H193ZM198 206V205H197ZM232 206V205H231ZM254 206V205H253ZM261 206H264V205H261ZM14 207V206H13ZM24 207V206H23ZM36 207H38V206H36ZM95 207V206H94ZM124 207V206H123ZM142 207V206H141ZM140 207V208H141ZM150 207V206H149ZM148 207V208H149ZM153 207H154V204H153ZM182 207V206H181ZM205 207V206H204ZM233 207V206H232ZM235 207V206H234ZM236 207H238V206H236ZM243 207V206H242ZM247 207H248V205H247ZM256 207V206H255ZM25 208V207H24ZM45 208V207H44ZM58 208V207H57ZM56 208V209H57ZM65 208V207H64ZM69 207H68V205H67V209H68ZM83 208H84V205H83ZM82 208V209H83ZM122 208V207H121ZM127 208V207H126ZM130 208H132V207H130ZM134 208V207H133ZM147 208V207H146ZM145 208V209H146ZM147 208V209H148ZM157 208V207H156ZM160 209H161V207H159ZM166 208H167V206H166ZM165 207H164V209L162 210H155V211H151V212H144V213H135V214H133L132 212V214L134 215V217H129V222H131V227H129V228H131V230H127L126 232H125V238H123V239H125V241L127 240V244H126V242L125 243H123V241L121 242V243H123L124 244V248H125V246L128 248V247H134V253L135 254H137V259H139V258H141L140 260H143V261H150V263H153L152 261H155L154 262V264H159V263H157L158 261V259H160V260H164V262L167 264H170L169 262H173L172 264H181V263H183V262H186V261H189V263L190 264H211L212 262H214L215 261V263H212V264H235V263H237V264H248V261L249 260H251V259H253V262H254V264H264V251H259V252H257L259 249H256L254 252V255L251 257V255L249 256V257H251V259H246V257L245 256H243V255H240L239 253H237L236 252V245L233 243V240H234V238H227L225 235V237L227 238V243H221V241L218 239V238H216V236L217 235H219V230L220 229H222L221 228V226H219V225H221L220 224V222H219V220L221 221L222 219L221 218H223V217H219V220L217 221V220H215V219H210V218H207L206 217V219L203 221V220H201V218H200V221L199 220H197V221H199V223H200V225H199V223H198V225L197 224H191V226H190V224L189 225H187L186 224V222H187V220L189 219V218H187V216H185L184 214H185V211L183 210V208H179L178 210L177 209H166ZM171 208H173L172 206H171ZM185 208V207H184ZM186 208H188L187 206H186ZM244 208V207H243ZM250 208H253V207H250ZM263 208V207H262ZM10 209V208H9ZM20 209L21 208H19L18 210L20 211ZM55 209V210H56ZM95 209V208H94ZM123 209H125V208H123ZM129 209V208H128ZM139 209V208H138ZM200 209H201V207H200ZM206 209V208H205ZM211 209V208H210ZM209 209V210H210ZM237 209H240V208H237ZM249 209V208H248ZM254 209V208H253ZM255 209H257L256 210V212L258 211V209L259 208H255ZM255 209H254V211H255ZM1 210V209H0ZM3 211H5V209H2ZM13 210V209H12ZM22 210V209H21ZM45 210V209H44ZM62 210H63V208H62ZM69 210V209H68ZM90 210V209H89ZM118 210H120V208L118 209ZM127 209H125V210H123V211H126ZM131 210V209H130ZM141 210H143V209H141ZM152 210V209H151ZM198 210V209H197ZM215 210V209H214ZM233 210L234 209H232V212H233ZM246 210V209H245ZM2 211V212H3ZM7 211V210H6ZM5 211V212H6ZM57 211V210H56ZM117 211V210H116ZM121 211V210H120ZM145 211V210H144ZM147 211V210H146ZM190 211H191V207H190ZM189 211V212H190ZM195 211V210H194ZM206 211H207V209H206ZM223 211H225V209L223 210ZM222 211V212H223ZM235 211V210H234ZM240 211V210H239ZM24 212H25V210H24ZM86 212V211H85ZM99 212V211H98ZM127 212V211H126ZM138 212H140V211H138ZM193 212V211H192ZM211 212V211H210ZM214 212H217V211H213V213ZM243 212L244 211H242V215H243ZM18 213V212H17ZM16 213V215H18ZM20 213V215H23L24 216V214H21V212H19ZM22 213H23V211H22ZM56 213V212H55ZM93 213V212H92ZM94 213H96V212H94ZM117 213H119V212H117ZM123 213H125V212H123ZM129 213V212H128ZM188 213V212H187ZM194 213L196 214V212H193L192 214L194 215ZM199 213H200V210H199ZM207 213H209V212H207ZM219 213V212H218ZM218 213H216V214H218ZM220 213H221V210H220ZM231 213V212H230ZM240 213V212H239ZM249 213H251V211H249ZM253 213V212H252ZM255 213V212H254ZM13 214H14V212H13ZM13 214H11L12 216H13ZM26 214H27V212H26ZM25 214V215H26ZM86 214V213H85ZM85 214H83V215H85ZM120 214V213H119ZM122 214V213H121ZM202 214V213H201ZM200 214V215H201ZM205 214V213H204ZM210 214V213H209ZM257 215H260V213H259V211L256 213ZM7 215V214H6ZM9 215V214H8ZM10 215V216H11ZM50 215H52V214H50ZM66 215V214H65ZM91 215H93V214H91ZM95 215H98L97 213L95 214ZM128 215H130V214H128ZM188 215H190V214H188ZM193 215H191V217L193 216ZM199 214H198V219H199V216H200ZM207 215V214H206ZM220 215V214H219ZM232 215H235V214H232ZM236 215H240V214H236ZM249 215H251V214H249ZM256 215V217L259 219V217ZM14 216H15V214H14ZM53 216V215H52ZM54 216H56L57 217V214L55 215L54 214ZM54 216H53V218H52V220L54 219ZM67 216V215H66ZM82 216V215H81ZM86 216V218H87V215H85ZM122 216V215H121ZM131 216V215H130ZM183 216H185V217H183ZM196 216V215H195ZM245 216V215H244ZM0 217H2V216H0ZM3 217H5V216H3ZM17 217V216H16ZM15 217V218H16ZM84 217V216H83ZM97 218H98V216H96ZM194 217V216H193ZM205 217V216H204ZM203 217V218H204ZM210 217H212V216H210ZM231 217H233V216H231ZM237 217H239V216H237ZM241 217H243V216H241ZM248 217V216H247ZM251 217H253V216H251ZM255 217V216H254ZM263 218L262 219H264V216H262ZM7 218H9V216L7 217ZM11 218V217H10ZM28 218V217H27ZM61 218V217H60ZM59 218V219H60ZM67 218V217H66ZM90 218H91V216H90ZM93 218H94V216H93ZM93 218H91L92 219V221L94 220ZM101 218V217H100ZM125 218V217H124ZM128 218V217H127ZM186 218V219H185ZM246 218V217H245ZM261 218V217H260ZM5 219V218H4ZM3 219V220H4ZM23 219V218H22ZM58 219V218H57ZM58 219V220H59ZM65 219V218H64ZM72 219V218H71ZM130 219H131V221H130ZM190 219H192L193 220V218H190ZM195 219H197V218H195ZM261 219V221L260 220H258V221H260L259 222V224L260 223H263L262 220ZM2 220V219H1ZM14 220V219H13ZM16 220V219H15ZM77 220V219H76ZM80 221H82V219H79ZM83 220H84V218H83ZM86 220H88V219H86ZM100 221H101V219H99ZM99 220L97 221V222H99ZM227 220V219H226ZM229 220V219H228ZM236 220V219H235ZM241 220V219H240ZM250 220V219H249ZM248 220V221H249ZM254 220H255V218H254ZM18 221H20V220H18ZM22 221V223H21V225L23 224V221H24V223H25V220H21ZM56 221V220H55ZM63 221L64 220H62V223H63ZM89 221V220H88ZM123 221H124V219H123ZM128 220H126L125 222H127ZM195 223H196V221L195 220H193ZM193 221H192V223H193ZM237 221V220H236ZM253 221V220H252ZM256 221V220H255ZM2 222V221H1ZM17 222V221H16ZM27 222L28 221H26V224H27ZM48 222H50V221H48ZM59 222V221H58ZM68 222V221H67ZM219 222V223H218ZM227 222V221H226ZM239 222V221H238ZM242 222V221H241ZM251 222V221H250ZM254 222V221H253ZM6 223H7V220H6ZM9 223V222H8ZM12 223V222H11ZM15 223V222H14ZM52 223H53V221H52ZM52 223H50V224H52ZM61 223V222H60ZM79 223V222H78ZM93 223V222H92ZM128 223V222H127ZM228 223H229V221H228ZM228 223H226V224H228ZM233 223H235L234 221H233ZM240 223V222H239ZM257 223V222H256ZM13 224V223H12ZM45 224V223H44ZM64 224V223H63ZM68 224V223H67ZM89 224V223H88ZM100 224V223H99ZM98 224V225H99ZM124 224V223H123ZM139 224H142V225H139ZM224 224V222L222 223V225ZM242 224V223H241ZM248 224V223H247ZM250 224H252V223H250ZM250 224H248V225H250ZM255 224V223H254ZM30 225V224H29ZM46 225V224H45ZM48 225V224H47ZM53 225V224H52ZM90 225V224H89ZM88 225V226H89ZM97 225V224H96ZM128 225V224H127ZM130 225V224H129ZM231 225H234V224H231ZM235 225H237V223L235 224ZM234 225V226H235ZM253 225V224H252ZM1 226V225H0ZM24 226V225H23ZM23 226H22V228L21 229H23ZM41 226V225H40ZM44 225H42V227H43ZM49 226H51V225H49ZM63 226V225H62ZM87 226V225H86ZM188 226V227H187ZM201 227L202 226V229L201 228H198V227ZM225 226V225H224ZM238 226V225H237ZM237 226H235V227H237ZM243 226V225H242ZM246 225H244L243 227H245ZM254 226V225H253ZM256 226V225H255ZM259 226V228H260V225H258ZM263 226V225H262ZM3 227V226H2ZM4 227H5V225H4ZM13 226H11V228H12ZM56 227H57V225H56ZM92 226L90 225V228H91ZM94 227H95V225H94ZM96 227H98V226H96ZM205 227H207V229H204ZM247 227V226H246ZM249 227V226H248ZM264 227V226H263ZM262 227V228H263ZM9 228H10V226H9ZM18 228V227H17ZM16 228V229H17ZM30 228V227H29ZM46 229H47V227H45ZM52 228V227H51ZM50 228V229H51ZM71 228V227H70ZM87 228V227H86ZM89 228V227H88ZM93 228V227H92ZM225 228H227V227H225ZM238 228H239V226H238ZM251 228V227H250ZM249 228V229H250ZM4 229H6V228H4ZM13 229H14V227H13ZM20 229V228H19ZM25 229V228H24ZM28 229V228H27ZM34 229H36V228H34ZM49 229V228H48ZM47 229V230H48ZM64 229H65V227H64ZM64 229H62V230H64ZM73 229V228H72ZM79 229V228H78ZM77 229V230H78ZM94 229V228H93ZM127 229H128V227H127ZM230 227L228 228V230L230 231ZM240 229V228H239ZM248 228H247V230H249ZM253 229H255V227L253 228ZM31 230H33V229H31ZM38 230H40V229H38ZM57 229H55V231H56ZM61 230V229H60ZM87 230V229H86ZM90 230V229H89ZM92 230V229H91ZM95 230V229H94ZM123 230V229H122ZM126 229H124L123 231H125ZM224 230V229H223ZM226 230V229H225ZM238 230V229H237ZM236 230V231H237ZM241 230V229H240ZM244 230V229H243ZM4 231V230H3ZM17 231V230H16ZM25 231V230H24ZM43 231V233H44V230H42ZM41 231V232H42ZM46 231V230H45ZM53 231V230H52ZM58 231H59V229H58ZM66 231V230H65ZM79 231V230H78ZM122 231V232H123ZM228 231V232H229ZM233 231H235V230H233ZM233 231H231V232H233ZM239 231V230H238ZM251 231H253V230H251ZM251 231L249 232L250 234H251ZM259 231V230H258ZM2 232V231H1ZM6 232V231H5ZM11 232V231H10ZM22 232V231H21ZM37 232V231H36ZM36 232H35V236H36ZM40 232V233H41ZM81 232V231H80ZM84 233H85V231H83ZM121 232V233H122ZM230 232V233H231ZM243 232V231H242ZM255 233H257L256 231H254ZM254 232H253V234H254ZM262 231H260L259 233H261ZM14 233H15V231H14ZM17 233V232H16ZM26 233H27V231H26ZM30 233H31V231H30ZM32 233H34V232H32ZM43 233H41V235H43ZM52 233V232H51ZM63 233V232H62ZM66 233V232H65ZM74 233V232H73ZM77 233V232H76ZM84 233H82L83 235L82 236H84L85 234ZM87 233H89V232H87ZM86 233V234H87ZM97 233H98V231H97ZM220 233H222V232H220ZM225 233V232H224ZM241 233V232H240ZM259 233H258V236H259ZM264 233V232H263ZM5 234V233H4ZM4 234H2L3 235V237H5L4 236ZM6 234H8V233H6ZM10 234V233H9ZM57 234V233H56ZM64 234V233H63ZM72 234V233H71ZM236 234H238L237 232H236ZM248 235V236H251V235ZM1 235V234H0ZM1 235V236H2ZM32 235H34V234H32ZM67 235V234H66ZM65 235V236H66ZM75 235V234H74ZM94 235V234H93ZM220 235H222V234H220ZM231 236L232 235H234V234H230ZM17 236V235H16ZM47 236H49V235H47ZM51 236V235H50ZM68 236V235H67ZM66 236V237H67ZM78 236H79V234H78ZM223 236V235H222ZM238 236V235H237ZM242 236H245V235H242ZM3 237H2V239H3ZM11 237V236H10ZM14 237V236H13ZM12 237V238H13ZM27 237V236H26ZM45 237H46V235H45ZM66 237H65V241L63 240L64 239V237H63V239H59L58 237L57 238H53L51 241L50 240H48V241H44L43 239H42V241H41V239H40V241L37 239L38 238V236H37V238L35 237L34 238V236L32 237V236H30V234H28V237L27 238H25V239H22V243L24 244V246L26 247V249L27 250H29L30 252H31V255L29 256L30 258H24V259H28V261H29V263L30 264H35V260L37 259V256H39L37 253H35V252H33V250L35 249V248H41V247H43V249H51V248H53L54 249V251L57 253V252H59L60 251V253L61 252H66L65 250L66 249H64L63 248V245H67L66 244V241H68V239L66 240ZM74 237H76V236H74ZM80 237V236H79ZM94 237V236H93ZM96 237H97V235H96ZM224 237V238H225ZM233 237V236H232ZM247 237V236H246ZM7 238V237H6ZM82 238V237H81ZM225 238V239H226ZM253 238V237H252ZM263 238V237H262ZM2 239H0V241L2 240ZM17 239H18V237H17ZM70 239V238H69ZM76 238H73V240H75ZM98 239V238H97ZM101 238H99V240H100ZM220 239H223V238H220ZM224 239V240H225ZM243 239V238H242ZM249 239V238H248ZM261 239V238H260ZM11 240H13V239H11ZM14 240H16V239H14ZM20 240V239H19ZM244 240H245V237H244ZM250 240V239H249ZM253 240V242H254V239H252ZM257 240V239H256ZM96 241V240H95ZM100 241H102V240H100ZM243 241V240H242ZM260 241V240H259ZM2 242V241H1ZM14 242V241H13ZM18 242V241H17ZM71 244H73L74 245V247H72V249L71 248H69V249H71L70 250V252H68V253H71V251L72 250H75V251H78V250H84V249H81V246H83V244L80 242V243H77L76 241H72V239H71V241H69ZM68 242V243H69ZM224 242V241H223ZM241 242V241H240ZM246 242V241H245ZM10 243V242H9ZM8 243V244H9ZM12 243V242H11ZM65 243V244H64ZM69 243V245H71ZM88 243V242H87ZM91 243V242H90ZM102 243V242H101ZM115 243H118V242H115ZM114 243V244H115ZM242 243V242H241ZM252 243V242H251ZM257 243H259L258 241H257ZM257 243H255V244H257ZM264 243V242H263ZM2 244V243H1ZM13 244H15V243H13ZM13 244H11L12 246H14ZM22 244V245H23ZM78 244H82L81 246L80 245H78ZM243 244V243H242ZM242 244H240V245H238L237 244V246L240 248L241 247V245ZM245 244V243H244ZM262 244V243H261ZM261 244H259V246L261 245ZM18 245V244H17ZM87 245V244H86ZM93 245H95V244H93ZM104 245V244H103ZM246 245V244H245ZM19 246V245H18ZM18 246H16V247H18ZM23 246V247H24ZM68 246V245H67ZM66 246V247H67ZM75 246H77V247H75ZM88 246H89V244H88ZM98 246V245H97ZM116 246V245H115ZM120 246L123 248V246H122V244H120ZM210 246L212 247H214L216 250L217 249H219V250H221V252L219 253V254H221V256H225V260L226 259H228V261H225L224 259H222V260H218V261H216V257H218L217 255L215 256L213 253H212V251L210 250ZM250 246V245H249ZM255 246H257V245H255ZM15 247V246H14ZM65 247V246H64ZM84 247V246H83ZM99 247V246H98ZM98 247H97V249H98ZM102 247V246H101ZM252 247H253V245H252ZM9 248V247H8ZM19 248V247H18ZM115 248V247H114ZM117 248H119V246L117 245ZM121 248V249H122ZM214 248H213V252H214ZM255 247H253V249H254ZM256 248H258V246L256 247ZM261 248V247H260ZM16 249V248H15ZM23 249V248H22ZM92 249V248H91ZM94 249V248H93ZM96 249V250H97ZM108 248H106V250H107ZM4 250V249H3ZM12 250H14V249H12ZM17 250V249H16ZM16 250L15 251H13L14 253L16 252ZM24 250V249H23ZM67 250H68V247H67ZM100 250H102L103 251V249H100ZM100 250H97V253L96 254H90V255H88V256H90V259H91V261H92V259L93 258H97V256L98 255H100L101 254V252H100ZM248 250V249H247ZM251 250V249H250ZM20 251V250H19ZM48 252H49V250H47ZM53 251V250H52ZM88 251H89V249H88ZM99 251V252H98ZM127 251H130V249L129 250H127ZM143 251H146V252H144V253H146V254H144V255H142L143 253ZM239 251H241V248H240V250ZM238 251V252H239ZM249 251V250H248ZM252 251V250H251ZM90 252V251H89ZM106 252V251H105ZM122 252H123V250H122ZM244 252H245V249H244ZM2 253H5L6 254V252H2ZM19 253H21V252H19ZM26 253V252H25ZM28 253V252H27ZM27 253H26V255H27ZM38 253L40 254V256H44L45 254H44V252L43 251H41V250H38ZM43 253V254H42ZM45 253H47V252H45ZM73 253V252H72ZM71 253V254H72ZM76 253V252H75ZM74 253V254H75ZM108 253H109V251H108ZM107 253V254H108ZM132 253H133V251H132ZM253 253V252H252ZM73 254V255H74ZM82 254V253H81ZM86 254V253H85ZM110 254L111 253H109L108 255L110 256ZM131 253H129V255H130ZM187 254V257L185 256ZM218 254V253H217ZM11 255V254H10ZM9 255V256H10ZM47 255V254H46ZM66 255H69V254H67V252H66ZM78 255H80V252L78 253ZM87 255V254H86ZM126 255V254H125ZM125 255L123 256V257H125ZM248 255H249V253H248ZM18 256H19V254H18ZM20 256H22V254L20 255ZM28 256V255H27ZM49 256V255H48ZM50 256H52V255H50ZM49 256V257H50ZM55 256V255H54ZM62 255H60V257H61ZM81 256V255H80ZM103 256V255H102ZM136 256V255H135ZM145 258H144V257ZM0 257H2V259L4 258L2 255L0 256ZM11 257H12V255H11ZM48 257V258H49ZM55 257H57V256H55ZM66 257H68V256H66ZM71 257V256H70ZM70 257H68V260H69V258ZM74 257V256H73ZM72 257V258H73ZM87 257V256H86ZM100 257H101V255H100ZM133 257V256H132ZM248 257V258H249ZM7 258H8V256H7ZM18 258V257H17ZM42 258V257H41ZM45 258V257H44ZM47 258V259H48ZM62 258V257H61ZM84 258H85V256H84ZM84 258H82V259H84ZM103 258H105V256L103 257ZM213 258H215V260L214 261H212V259ZM218 258H220V257H218ZM245 258V259H244ZM18 259H20V258H18ZM46 259V258H45ZM52 259H54L53 257H52ZM64 259V258H63ZM77 259H79V258H77ZM76 259V260H77ZM82 259L80 260V261H82ZM87 259H88V257H87ZM86 258H85V261L87 260ZM98 259V258H97ZM96 259V260H97ZM100 259H102V258H100ZM114 259H116V258H114ZM131 259V258H130ZM134 259V258H133ZM221 259V258H220ZM5 260V259H4ZM7 260V259H6ZM13 260H14V258H13ZM17 260V259H16ZM38 260V259H37ZM41 260V259H40ZM49 261H50V259H48ZM70 260H71V258H70ZM73 260V259H72ZM75 260V261H76ZM89 260V259H88ZM95 260V259H94ZM95 260V261H96ZM99 260V259H98ZM98 260H97V262H98ZM162 260V261H163ZM10 261H12V260H10ZM23 261H25V260H23ZM27 261V260H26ZM42 262H43V260H41ZM40 261V262H41ZM47 261V260H46ZM46 261H44L45 263H46ZM65 261V260H64ZM90 261V262H91ZM100 261V260H99ZM103 261V260H102ZM133 261V260H132ZM135 261V260H134ZM161 261V262H162ZM252 261V260H251ZM4 262V261H3ZM12 262H17V261H12ZM39 262V261H38ZM37 262V263H38ZM48 262V261H47ZM54 263H55V261H53ZM56 262H57V259H56ZM71 262V261H70ZM72 262H74V261H72ZM79 262V261H78ZM164 262H162L163 264H165ZM250 262V261H249ZM10 263V262H9ZM44 263V264H45ZM48 263H50V262H48ZM48 263H46V264H48ZM60 263H63V261L62 262H60ZM82 263V262H81ZM85 263H89V262H85ZM92 263V262H91ZM98 263H100V262H98ZM126 263H127V261H126ZM129 263H130V261H129ZM139 263V262H138ZM141 263H143L142 261H141ZM16 264V263H15ZM19 264H20V261H19ZM22 264V263H21ZM53 264V263H52ZM67 264H68V262H67ZM76 264V263H75ZM78 264V263H77ZM82 264H84V263H82ZM93 264H95V263H93ZM130 264H132V262L130 263ZM134 264H135V262H134ZM140 264V263H139ZM253 264V263H252Z\"/></svg>","mask_w":264,"mask_h":264}]
</instances>
